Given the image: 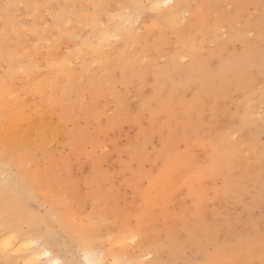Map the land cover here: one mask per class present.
Here are the masks:
<instances>
[{
    "label": "rangeland",
    "instance_id": "rangeland-1",
    "mask_svg": "<svg viewBox=\"0 0 264 264\" xmlns=\"http://www.w3.org/2000/svg\"><path fill=\"white\" fill-rule=\"evenodd\" d=\"M8 1H10V2H8ZM12 1L15 3L16 6L14 5V3H11ZM87 1L88 0H16V1L15 0H0V29H1L0 30V39L1 40L0 41H3V42H0V46H1L0 50L4 48L3 50L5 52L4 53L3 51H0V53H1L0 54V62H1L0 63L1 64L0 67L2 66V68L0 69V80H4L5 82L8 83V80H7L8 77H7V74H5V72L7 70H6V67H5V63H3L6 60L5 59L6 55L8 53H12V54L19 53V56L24 54V55H26V57L24 59H23L24 55H22L20 58H18V60L16 59L17 61L15 60L14 63H15V66L17 68L16 72H19V73H16L17 75L16 74L15 75L17 76V79L19 78L20 81L22 80L20 83H19V79L16 80L18 83L15 81L16 82L15 84H17L16 88L20 89V86H22L23 84H24L23 86H25L26 83L28 82L27 79H30V76H26L25 74H22V72H21L22 71V66L26 65V62L29 61L28 59L32 58L30 56V54H33V53L37 52V55L36 56L34 55L33 58L30 59V62H28V64H27L29 66H31V64H33L31 67H29V69L31 68L30 69L31 77H32L31 79L35 80V78L37 77L36 80H40V79L47 80L48 78H49L48 80H50V77H51L52 80L54 81V78H53L54 77V72L51 71V69L49 68V64L44 60L45 52L48 51L49 47L51 48L52 45H54V44L55 45L53 46V48H54L53 50L55 52L54 51L53 52L57 56H62V55L63 56H67V59H68L67 60V64L70 63V65H68V66L66 65V68L69 69L71 67L70 69H73V72L75 73V78H74V83H73L74 86L71 85L70 86V87H72L71 89H69L70 87L69 88L67 87L65 89V87H63L61 85H58V84L55 85V87H58V88H55L56 89L55 90V94H56L55 97L56 98H57V94L59 93L60 88L62 87L61 90L63 88L65 89V90L63 89L62 92L60 91V93L58 94L57 100H56L55 97L54 98H55L56 101H58V106L57 107H59V109H61L62 113L65 115V121L67 119L69 121V122L67 121L68 123L64 122V125H63L65 130L68 131V134H67V136L59 138L58 143L55 146H53V151H51V153H52L51 156L49 155L48 157H44L41 160L40 170L44 171V172H43V174L41 172L37 173V174H34L35 175L33 177V181H35V182H33V183H35L34 185L35 186L37 185L36 187L39 186L38 189L40 190V192L43 191V193H44V191L46 190L45 194L48 193L50 195H53L56 192V189H57V187L54 186L55 183H54V180L51 177L53 171H55L59 167L63 166L64 164L67 165L69 171L71 169V171H70L71 172V178H72L73 181L74 180L77 181V182L74 183L75 192L73 194H67L65 192L67 189H65V188H62L63 191H61V192L63 193L62 194L64 196L63 198H65V197L66 198H71L70 200H72L75 205H73V203H70V205L72 206V207L70 206L71 207L70 212L71 213L73 212L72 213L73 217L70 214V212H69V214H70V216L72 218H69L70 216H69L68 213L66 215L69 216L68 217L69 218L68 222L71 223V225L73 227H77V228L87 227L88 224L90 223L92 226H97L99 228L100 231H99L98 235H99V238L102 239L101 240L102 244L100 245L102 248L99 247V246H98L99 248L98 247H94L95 250L93 249L94 251H92V256H94L93 258H95V259H97L98 256L100 258L101 251L103 253H105V251H103V250H106V248H108V245L111 243V241L114 238L117 237V235L119 234V232H120V230H121V228L123 226H126L129 229H132L133 226H134L133 229H135V228L138 229V227L141 226L140 229H142V230L144 229L143 230L144 232H142V233H143V238L146 237V238H144L145 240L136 238L138 241H136V239H134L135 241L134 240L131 241L133 244L132 243H125L124 245H126V246H124V245L123 246L122 245L115 246V250H118V249L121 250L122 249L123 251H126L128 257H130L133 260V262H134L133 264H138V262H140L141 260L142 261L144 260L143 261L144 263L142 262V264H145V262L148 263V264H149V262H150V264H157L158 259H159L158 262L161 263V261H162V264H171V263L172 264H186V263L187 264H205V259H206L205 257H208V256L212 255V253L214 251L213 249L215 248V246H217L219 248H222L224 245H229V244H231L233 242V241H231V238H233V237L236 238V240H237L236 242H238L241 245L240 254H238V256H237L238 258L237 259H232L231 260L230 259V253L227 250L222 252L221 264H264V190H262V186L264 185V165H262V164H264V43H263L264 42V13H263V11H264V8H263L264 7V0H187V1L186 0H183V1L182 0H177V1L175 0L176 2H174V0H173V2L172 3L170 2L168 4V6H166V7L161 5V4L158 5V7L160 9H164V8L168 7L167 9H165L167 11L160 10L159 8L156 9V7H157L156 1L158 2L159 0H156V1L148 0V2L150 1V3H148L149 5L146 4L147 1H145V0H102V2H101V0H92V1L89 0L88 2ZM129 1H131V2H129ZM132 1H133V3H132ZM138 1H140L141 3L142 2H144V3L141 4ZM129 3H131V4H129ZM151 3H154V7L152 6L153 4L151 5V7H149ZM180 3H182V4H180ZM135 4H138V5L140 4V5L138 6V5H135ZM13 5H14V7H13ZM98 5H100V7ZM170 5H172L173 7L170 6ZM102 6H105V7H102ZM146 6L149 7V8H147L145 10ZM162 6H163V8H162ZM70 7H72V8H70ZM131 7H132V9H131ZM171 7L173 8V10L175 9L176 12L177 11H179V12L176 13L173 10H171V12H170L169 10L171 9ZM176 7L177 8L179 7L181 9L178 8L176 10ZM136 8L137 9L141 8V9L140 10L139 9L136 10ZM64 9H65V11H64ZM148 9L149 10L153 9V10L149 11ZM34 10H36V11H34ZM157 10L159 11V13H158ZM203 10L205 11L206 15L203 13ZM7 12H8V14H7ZM30 12H32V14ZM155 12L158 13V14H156ZM172 12H174V14L176 13L175 14L176 15L175 18L177 17L178 20L177 19L174 20V18H171V17H174V14ZM77 13H80L82 15L77 14ZM167 13H169V14L172 13V14L169 16ZM29 14H31V15L29 16ZM116 14H117V16H116ZM236 14H238V15H236ZM76 15H77V17H76ZM78 15H79V17H78ZM83 15H84V18H83ZM113 15H115V18H114ZM119 15L123 19H120ZM52 16H53V18H51ZM69 16H70V18H67ZM71 16H73V17H71ZM124 16H127V17L128 16H130V17L132 16V18H130V17L129 18L131 19L130 23L134 19L133 23L130 24L128 22L129 20L126 21V22H128V24L125 23L124 21L126 20V17L124 19ZM195 16H197V17L200 16V18H197ZM111 17H112V20H111ZM86 18L88 20H86ZM162 18H163L164 21L162 20ZM168 18H169V22L167 21ZM170 18H171L172 22L170 21ZM67 19H70V20L66 24ZM100 19H102V20H100ZM79 20H80V23H79ZM119 20H123V21L119 22ZM93 21H95V22H93ZM98 21L101 22L102 26H101V24H99L100 22H98ZM11 22H13V23L11 24ZM115 22H117V23H115ZM6 23H8V24L6 25ZM14 23H15V25H14ZM19 23L22 25V27H20ZM45 23L47 24L46 26H44ZM78 23H79V25H78ZM92 23H97V24L94 25ZM107 23H108V25H107ZM87 24H89V25H87ZM116 24L118 25V26H116L117 28L120 27V28H118V31H120V29H122L123 27L126 28L129 24L130 25H129V27L126 28L127 30L123 28L125 31L122 29L123 31L121 30V34H120V32H118L117 28L114 26ZM121 24H123V25H121ZM170 24L172 25V27L173 26H175V27H173L171 29V25ZM215 24L219 25V27L216 26ZM11 25H13L15 27H13ZM48 25H49V27L51 25L50 29L52 31L47 28ZM90 25H92V26H90ZM157 25H159V26H157ZM54 26L56 27V29H55ZM151 26H152V28H151ZM154 26L157 27V28H155ZM169 26H170V28H169ZM215 26H216L217 29L215 28ZM6 27L8 29H4ZM57 27H59V28H57ZM84 27H85V29L82 32L81 29H83ZM153 27H154V29H153ZM188 27L189 28L191 27V28L189 29ZM42 28L45 31H43ZM111 28H113L112 30H114L116 28V30L112 31ZM128 28H131V29L129 30ZM186 28L188 30H184ZM213 28H215V29H213ZM209 29H211V30H209ZM6 30H8V31H6ZM49 30H50V34L51 35L48 34ZM79 30H80V32L78 33ZM103 30H108L109 34L111 36L109 37L110 39L108 38L109 43L108 42L107 43L106 42H102L100 44L101 45L100 54H101V56L104 59L106 58V60L109 61L108 72L110 74L111 80L113 81L112 88H113L114 93L119 98L123 97L122 94H124L125 96L127 95V97L128 96L130 97V98H127V100H128L127 102L128 103L130 102L129 103L130 107L127 106L128 109L130 108L129 112L134 113L135 111H137V109H138L137 106L139 105V101H140V96H135L134 90L137 89V87H141L140 89H142L143 91L140 90L141 93H142L140 95L148 97L152 93L150 90L155 88V86H154L155 83L153 81L154 74L152 72H154V70L155 71L164 70L167 67L166 71L169 72V74L174 73V72L177 73V74H173L175 76L172 75L173 77H172L171 80H172L173 84L169 83L170 84L169 85L167 83V85L164 86L163 90L165 91V89H166L169 92V90H171V88H173V85H174V86L178 87L177 89H180L179 90L180 92L177 91V90L174 91V92H176L174 94V97L175 98L178 97V98H176L177 100H181L182 99L181 102H191V101L197 99L198 100L197 103H199V104H197V107H198L197 110H199V107H200L199 111H201V112L202 111H206V112H202V113H204V115H202V113L200 112L201 115H202V116L200 115V118H199L200 122H202V124H205L212 133L214 131H215V133H216V131H218L216 133V135H220L221 137H223L225 139V141L229 145H233L235 150H236V156H235L234 163H233V171H234V174L236 175V177L240 178L241 182L244 184L245 192H244V194L242 196H240L237 199L231 197V199L226 204V207L227 208H230L232 206L233 207H232V209L230 208L228 210V212H227V208L226 207L223 208L226 211V213L225 212L224 213H225L226 219H227L226 222H228V223H226L224 221V219L222 220V219H220L217 216H216V218H214L213 216L210 217L208 215L209 216V221L212 222L215 227L217 226V229H219L218 235L219 234L220 235L216 237V240H215V243H214L215 246L214 245H212V246L208 245L207 247H205L206 251H201V252L194 251V252H192V250H194L193 247L191 245L189 246V244L188 245L186 244L185 245L186 249L184 247L182 250H180L181 253L179 252V254L183 253L184 256L178 254L180 256L178 258L177 257L178 255L176 253H174V250L173 251L170 250L169 252L167 251L168 252L167 253L165 250L167 248H170V241H169V239H167L165 237V234L163 233V231L165 230L166 226H168L167 228L172 226L171 222H169L168 220L166 221V219H164V220H162L164 223H162V222L160 223V220L163 219V218L161 216L160 217L158 216V215H161L160 211H158V210H155V211L156 212L158 211L159 213L158 212L156 213L155 211H154L155 212L154 213V212L151 211L152 212V213L150 212L151 216H148V217H145V218L140 217L142 210L139 207V203L137 205V202L135 201V200L139 201V199L137 198V196L134 195L132 186H130L131 185V176H132L133 172L137 169V165L135 163L130 162L128 160V157L127 158L124 157V156H126V153H125L124 149H126L128 144L131 141H133V139L135 137V131L136 130L135 131H133V130L136 128V126L130 124L129 122H126V123H129V124L127 125L126 123H123L122 124L123 126L120 125L121 127H119V128H117V127L116 128H110V130L104 132V134L107 135V136H105L103 133H98L97 132V130H98L97 126L98 127H103L104 125H106L107 119L111 117L110 113L112 114L113 113V109H114V105L112 104V101L109 102V100H106V99H103V98H100L98 100V103H97L99 111L100 112L102 111L101 112V116L98 117L99 120L97 118L94 119L97 122L92 120V119H89L88 116H86V115H84V113H82L83 110L87 107V105L89 106V104H90V98H89L90 94L89 93H85L86 90L84 89V87H85L84 85H86L88 83V81H89L88 79H93V77H94L93 80H97L100 77L99 75H97V74H99L98 71L92 72V71H95L96 69L98 70L99 68L93 67L94 65H96V64H93V63H96L98 60L95 61V59H93V57L91 56V53L89 52L90 51L89 47L91 46V44H93L92 46H94L95 43L96 44L98 43L97 41H98L99 32H101ZM145 30L147 32H145ZM182 30L185 31V32H182ZM197 30H200V32L197 31ZM26 31H27V33H26ZM71 31H73L74 34L77 32V34L81 35L82 37L79 36V35H76V34L75 35L74 34L71 35V33H70ZM90 31H93V32L91 33ZM186 31H188L189 33L186 32ZM210 31H212V32H210ZM63 32H64V34H63ZM115 32L116 33L118 32L117 35H120V37L113 35ZM124 32L126 33V35H125ZM128 32H131V33H128ZM161 32H163L165 35L163 33H161ZM236 32L239 33V34L237 35ZM23 33H25L26 35H24ZM65 33H66V35H65ZM134 33L136 35H134ZM154 33H156V34H154ZM187 33H188V35H187ZM60 34H62V35H60ZM87 34H89V35H87ZM94 34H96V35H94ZM122 34H124L125 41H124V38L121 39L122 36H123ZM127 34L131 38L128 37ZM12 35H14L15 37H12ZM29 35H30V38H29ZM149 35H150V37H147V39H146L145 37L149 36ZM151 35H154V37L151 36ZM174 35H176V36L174 37ZM42 36L45 39H43ZM47 36H49V37H47ZM50 36H53V37H51V39H50ZM65 36H67V37L65 38ZM93 36H96V42H95V38ZM112 36H114V41L116 40L115 42L113 41V38L111 40ZM158 36H160V37L161 36L162 37L166 36V37L165 38L161 37L162 38L161 39V38H158ZM186 36L188 38H191V39L193 37V40H191V43L194 41V37H195L196 41H194V43L191 44L190 43V39L187 40ZM10 37H12V38H10ZM25 37H27V38H25ZM40 37L43 40L38 41L37 38H40ZM55 37H57L58 41H57V39H55ZM87 37L90 40H88ZM155 37H157V39ZM172 37H173V39H171ZM200 37L203 38V40ZM233 37H235V38H233ZM5 38H7V40L9 42L7 40H5ZM75 38H78V39L82 38V39L78 41ZM83 38H84V40L86 39L85 41H87V45L83 44V41H84ZM115 38H118V39H115ZM127 38L130 41L126 40ZM134 38L135 39L137 38L139 40V42H141V40L143 38H145L146 41L149 40V39L150 40L146 42L145 39H143L146 43L145 42L143 43V40H142L141 45H139L140 43L138 42V40L136 42V40ZM174 38H177L176 39L177 43H176V40ZM260 38H261L262 41L261 40L259 41ZM119 39L123 43L121 41H119ZM197 39H198V42H197ZM215 39H217L216 43H217L219 48L217 47V45L215 43ZM22 40L25 41V42H23ZM55 40H56V42H58V44L54 43ZM152 40H155V41H152ZM160 40L164 44L165 43L167 44V42H168V44L164 45L163 43L160 42ZM199 40L200 41L202 40V42H203L202 44L203 45L201 44V42ZM239 40H242L243 42L239 41ZM151 41L153 43H151ZM174 41H175L176 45L173 43ZM46 42H47V44H46ZM110 42H111V44H110ZM116 42L117 43L119 42V43L117 44ZM179 42L185 43L186 46H184V44H182L184 47L182 45L180 46L181 43H179ZM11 43H12V45H10V48H7V47H9V44H11ZM42 43H43V45L46 44L47 46L46 45H44V46L42 45L43 48L40 49L41 47H38V46L39 45L41 46ZM71 43H73V44H71ZM74 43L75 44L81 43L82 46L80 44H78V45L81 46V47L80 46L78 47V45H75ZM104 43H106V45H104ZM124 43L127 45V47H125ZM172 43H173V45H172ZM196 43L199 44L197 47L195 46ZM31 44L33 46L29 47ZM59 44H60V46H58ZM109 44H110V46L112 44H114L116 46V48L113 45H112V47H110ZM145 44H146V47H145ZM156 44H158V46H159V47L157 46V49H156ZM83 45H85L86 47L83 46ZM149 45H150V47H148ZM2 46H4V47L2 48ZM22 46H23V51H22V48H21ZM57 46H58V48H57ZM61 46H62L63 49L61 48ZM103 46L107 47L108 49L111 48V49H109V51H111V53H109V51H107L108 49L106 50V48L103 47ZM190 46H191V48H194V47L199 48L200 51L202 50L201 53H200V51H198L199 49L195 50L196 49L195 48V49H193V51L195 50L196 54L193 55L195 52L193 53V51H191L190 49L188 50V48H190ZM121 47H122V49H121ZM152 47L153 48L155 47L154 49H156V51L159 50L158 55L159 54L160 55L163 54V56H165L167 59L163 58V56H160V55L158 57V55L154 52ZM25 48L27 50L28 49H30V50L27 51ZM78 48H79V50H78ZM103 48L106 51H104ZM75 49H76V51H75ZM115 49H119V50H115ZM165 49H167L168 51H166ZM178 49H180V50H178ZM223 49L225 51H223ZM17 50H18V52H17ZM144 50H149V51H145V52H148L149 54L150 53L151 54L150 55H148L147 53L141 54V52H143ZM160 50H161V52H160ZM163 50H164V53H163ZM80 51L82 53L84 52V54L86 53V55L88 53L90 55L84 56L82 53H80ZM128 51H129L130 54L127 53ZM117 52H119V54ZM120 52H122L124 54L121 53V55H120ZM181 52H183V53H181ZM185 52H187V53L190 52V53L187 54ZM197 52H199V53H197ZM77 53H80V54L78 55ZM107 53H109L108 59H107V56H106V55H108ZM114 53L115 54L117 53L116 55H118V56H115ZM152 53H154V54H152ZM230 53H232V54H230ZM111 54H113V55H111ZM131 54H132V57H130ZM181 54L182 55L184 54V55L182 56ZM122 55L127 57V58L123 57ZM151 55L152 56L155 55V57L153 58ZM178 55H179V57H176ZM76 56L77 57L80 56V57H78L79 60H77V62H75V60L77 59ZM73 57H74V59H73ZM109 57H111V58H109ZM112 57H113V59H112ZM114 58L116 60L118 58V60L113 62ZM149 58H151V59H149ZM176 58H179V59H176ZM244 58L247 59L246 62H244L242 60ZM25 59L27 61H25ZM70 59L71 60L73 59V60L70 61ZM126 59L128 61L130 60L131 62H133L132 64H134V61H135V64H134L135 67H136L137 63L140 64L138 66H143L144 65L146 67V69H147V74L148 75L146 74V76L141 77V78L137 77L138 81L134 80V79H136V78H134L130 82V84H128V85H124V84L121 85L120 75H122V73H119V72H123L124 71L122 69H124V62H125ZM146 59L147 60L149 59V60L147 61ZM157 59L159 61H161V62H159ZM161 59L163 60V62H162ZM173 59H176V61L175 60L173 61ZM196 59L197 60L199 59V60L197 61ZM32 60H34V61L32 62ZM119 60H121L122 63L119 62ZM191 60H192V62H191ZM18 61H20V62H18ZM21 61H22V63H21ZM87 61H89V62H87ZM34 62L35 63L37 62V63L35 64ZM154 62L155 63L157 62V63L155 64ZM195 62L199 63V65H201V66H199V65L196 66ZM46 63H47V65H46ZM71 63H73V64H71ZM112 63H114V64H112ZM170 63H172V65H174V68L176 70H173L174 68H173V66L170 65ZM186 63L189 64V66H187ZM193 63H194V66L197 67V70H195L196 67L193 66ZM84 64H85V66H84ZM177 64H178V66H177ZM17 65H18V67H17ZM147 65H148V68H147ZM168 65H170V66H168ZM202 65L206 66V68H204ZM82 66H84V67L82 68ZM179 66H181V67H179ZM192 66L194 67V70L191 69ZM72 67H74V68H72ZM96 67H100V62L99 61L97 62V66ZM169 67H172L171 68L172 70H169ZM202 67L204 68V70H203ZM36 68H39V69H36ZM150 68L153 69V70L150 71ZM217 68H218V70H217ZM41 69L43 71H40ZM177 69H178V72H177ZM221 69L223 70V72H222ZM244 69H245V71H244ZM79 70H80V73H79ZM89 70L91 72V75H89L87 73V71L89 72ZM180 70L183 71V72H181ZM214 70H216V71L214 72ZM252 70H254V71H252ZM34 71L37 72V73H35ZM38 71H39V73H38ZM44 71H45V73H47L49 71V73L43 75ZM179 71H180V73H179ZM195 71H197V72H195ZM249 71H252V72H249ZM77 72L80 75L82 73L81 76L84 77V80H82L83 79L82 77L78 76L79 74ZM245 72L250 73V76H249V74L246 75L247 73H245ZM92 73H94L95 75L94 74L92 75ZM188 73L190 74L189 75L190 77L188 76ZM209 73H210V76H209ZM230 73H233L231 75V76H233V78H229L230 80H228V77H231ZM50 74H51V76H50ZM85 74L88 75V76H86ZM150 74H151L150 77H152L153 79H151L149 77ZM226 74H228V75H226ZM237 74H240L239 77H238ZM46 75H48L49 77H47ZM42 76H44L45 78L42 77ZM96 76H97V79H96ZM193 76H194V78H192ZM214 76H215V78H214ZM146 77L147 78L149 77L150 79L149 78L147 79ZM201 77H204V78H202V80H205L203 82H206V80L208 81L207 83H204L205 85H203V86H202L203 83L200 84L201 86L198 83V80ZM247 77H249V78H247ZM24 79H26V81H23ZM196 79H197V81H196ZM190 80H192L191 82H193V83L195 82V83L194 84L192 83L193 85H191ZM202 80L200 79L201 82H202ZM212 80H214V82ZM139 81H141V82H139ZM181 81H187L186 85H188V86L183 87L182 86L183 83ZM209 81H210V83H209ZM136 82H139V83H136ZM134 83H136V84L134 85ZM197 83H198V85L196 86ZM139 84H142V86L145 84L144 88L141 85L139 86ZM210 84H211V86H210ZM75 85L79 86V91L81 93L80 95H79V92H78V88ZM120 86H121L122 89L120 88ZM150 86H151V88H149ZM213 86H214V88H213ZM75 87H76V89H75ZM189 87L191 89H189ZM215 87H218V88H216L217 91H216ZM235 87H237L239 89H237V88L235 89ZM82 88H83V91H81ZM146 88L148 90H146ZM187 88H188V90L186 91ZM220 88L223 89V90H220ZM229 88H230V90H232V92L231 91L229 92ZM118 89L121 90V91H119ZM202 89H204V90H202ZM213 89H215V90L212 91ZM106 90H105V92H106ZM122 90H124V92ZM128 90H131V91L129 92ZM117 91H119L120 93H117ZM167 91H165L164 94H167L166 93ZM182 91L183 92L186 91L187 94H186V92H184L186 94L184 96V93ZM191 91H195V92L193 93ZM208 91L212 92V94L211 95L209 94V96L206 95L207 93H209ZM125 92H126V94H125ZM143 92H144V94H143ZM188 92L193 93V94H190ZM219 92H221V93H219ZM178 93L180 94V96H179ZM196 93H198V94H196ZM203 93H205V94H203ZM218 93H219V96H218ZM83 94H84V96H83ZM220 94L222 96L224 94H226V95L224 97H220ZM262 94H263V96H262ZM64 95L67 96L68 98L66 99V97H64ZM191 95H193V96H191ZM195 95H196V97L194 98ZM249 95H252V97L249 98ZM59 96L63 97L64 100L59 101V98L63 99V98H61ZM134 96L136 97V99H135ZM210 96H211V98H210ZM258 96H260V97L262 96L261 99ZM35 97H34L35 99H39L38 95H35ZM70 97H72V102L70 101L71 100ZM243 97H246V98L244 99ZM34 98H32V100ZM133 98L135 99V101L138 98L139 99L137 100V102H135ZM203 98H206V101ZM213 98H214L215 101L213 100ZM221 98H223V99H221ZM224 98H225V100H224ZM256 98H259V99H257V101H255ZM211 99L214 101L212 105H211V103H212ZM250 99H252V100L250 101ZM209 100H211L210 101L211 103H209ZM227 100H229V103L228 102L225 103V101H227ZM35 101L37 102L38 100H35ZM63 101H64L65 104L63 103ZM99 101H101V103H99ZM220 101H221V103H220ZM245 101H247V104L245 103ZM67 102H68V104H67ZM81 102H83V103H81ZM134 102L136 103V104H134L136 106L133 105ZM206 102L208 103L209 107L206 106L207 105ZM202 103H203V105H202ZM76 104H78V105H76ZM109 104H110V106H108ZM225 105H226V108H224ZM249 106L252 107V108L250 107L252 110L249 108ZM66 107H68L67 111H66ZM71 107H72V109H71ZM73 107H75V108H73ZM106 107L109 108V110H110V108L112 110H110V112L107 113L109 110L106 109ZM175 107H177V108H175ZM180 107H181L180 105H176V106H174V109H176V111H177V110H179ZM242 107H243L244 110L242 109ZM245 107H246V109H245ZM247 107L249 109V111H248L249 115H248V112H247ZM206 108H207V110H205ZM215 109H217V111ZM220 109L222 111H220ZM235 110H236L237 113L235 112ZM250 110H251V112H250ZM207 111H209L210 113L207 112ZM218 111L221 112V116L218 115L220 113V112L218 113ZM232 111H233V113H232ZM255 111H256V113H255ZM214 112H215V114H214ZM205 113L206 114L207 113L210 114L208 116L209 117V122L206 121V119L208 120V118L206 117L208 114L206 115ZM226 113H227V115H226ZM244 113H246V115H244ZM251 113H253V114L251 115ZM70 114H71L72 117L70 116ZM79 115H80V117H79ZM147 115H148L147 112H143L142 115H141L142 118H139V120H141V121L138 120V125L142 126V127H139V126L138 127L143 129V130H148V127H149L148 126V124H149V118L148 117L149 116L147 117ZM106 116H107V119H106ZM203 116H205V117H203ZM215 116H218V118L220 117L219 118L220 121H218L219 120L218 118H213ZM230 116H231V118H230ZM251 117L253 118V120L254 119L255 120L253 121ZM75 118L77 120H75ZM86 118H88V119H86ZM163 118H164V121H165V116H163V114H161L155 119V121L158 119L160 121V123H161L163 121L162 120ZM210 118L211 119H217L218 122H216L215 120L212 121ZM235 118H237V120H235ZM79 119H80L81 122L79 121ZM257 119H259V121L261 120L262 122L261 121L260 122L262 124ZM144 120H145V122H144ZM158 120L156 121L157 123H159ZM204 120L207 123H205ZM70 121H72V122H70ZM77 121L80 122V126H82V124H83V126H82L83 129H81V127L78 125L79 123ZM90 121H91V123H90ZM238 121H240V122H238ZM256 121H257L258 124L255 123ZM99 122H100V124H99ZM156 122H154L155 125L157 124ZM176 122H175V120L172 121L173 124H176ZM213 122H215V124ZM253 122H254V124H256L255 125L256 127L253 126L254 125V124H252ZM71 123H72V125H71ZM210 123H213L214 125L213 124L211 125ZM85 124H87V125L84 126ZM101 124H102V126H101ZM124 124H126V125H124ZM143 124H145V126ZM71 126L74 127L75 129L78 128V130L76 131L75 129H72ZM76 126H77V128H76ZM250 126H253L255 128H250ZM244 127L246 129L243 131ZM222 128H223L224 131H227V132H225V134H224L223 130L221 132L219 131ZM247 129H249L252 133H249ZM238 131H240V132H238ZM133 132H134V134H133ZM245 132H246V134H245ZM93 133L96 134V139L95 140H94L95 134H93ZM112 133H113V135H112ZM88 134H89V136H87ZM75 135H77V137H80L79 140L77 139L78 141L76 140L77 142L75 141L76 143L73 141V138L75 137ZM101 135H104V137L101 136ZM240 135H242V136H240ZM92 136H93V138H92ZM152 136H150V140L152 139L151 138ZM237 136L239 137V139L237 138ZM97 137H98V139H97ZM107 137H108V139H107ZM109 137L110 138L112 137V138L109 139ZM154 138L157 141L158 140L160 141V138H158L157 134L156 135L154 134V137L151 140V143H149L147 145V148H146V152L148 154L152 153L151 149H156V147H157V150H159V148H160V146L158 147V145H161V143L156 141L157 143L155 142V144H154V141H155ZM99 139H100V141H99ZM106 139L107 140H111V141L113 140V142H114V140H115V142L117 141L116 143H114V144L112 143V144L113 145H117V146L119 145V146L117 147V146L111 145V143H109L110 141L108 142ZM232 139L233 140L235 139L237 141L233 142ZM240 139L243 142L240 141ZM92 140H94L95 142L92 141ZM101 140H102V142H101ZM244 140L246 141V143H245ZM63 141L65 143L68 142L67 145L69 144L68 145L69 147L66 144H64ZM104 142H105V144H104ZM61 143L63 144V146H62ZM92 143H94V144H92ZM100 144L104 145V148ZM244 145H247V146H244ZM60 146H61V149H60ZM75 146L77 148H75ZM123 146H126V147H123ZM241 146H242V148H241ZM253 146H257V147H253ZM79 147L81 148V150H80ZM55 148H56V150H55ZM105 148H106V150H105ZM182 148H183V146L181 145V149ZM256 148H257V151H256ZM100 149H102L104 151H102ZM93 150H94V153L96 155H94ZM253 150H255L256 153H254ZM98 151H99V153H98ZM153 151H155V150H153ZM198 151L201 152V153L198 152L199 156L197 155V157L202 159L203 156H201V155H203V153L200 150H198ZM253 154H255V155H253ZM55 157H57V158H55ZM69 157H73V158H69ZM258 157H259V159H258ZM61 158H62V161H61ZM85 158H86V160H84ZM92 158H96V159H92ZM102 158L105 161H102ZM122 158H125V160L122 159ZM260 158H262V159H260ZM80 159H83V160L81 161ZM88 159L90 160V163L92 161L91 165H90V163L88 164V162H87ZM99 160H101V161H99ZM107 160L109 161V163H108ZM252 160H253L254 163H252ZM95 161H99V163H98L99 168L102 165L101 170H102L103 167H108L107 165L111 164L110 165L111 167L110 166H109L110 168L108 167L109 169L104 168L106 172L108 171V173H106V174L109 176V179L107 180L108 184L106 182V183H104L103 186L107 187L109 185L107 188L110 187L111 192L116 190L117 193H112V196L116 199L117 205L119 206V209H117L118 208L117 205H116V207H117L116 209H115V206L114 207L108 206L107 207L108 210H107L106 207L103 208V206L101 208H97V209L93 208V201H92L91 194H90L91 192L88 193V194L86 193L87 191L89 192L90 189L86 185L85 180L90 178L89 175H90L91 170H92L91 168L93 167V162H95ZM84 162L86 163L85 165L87 167L89 166L91 170L89 169V167L86 169V166L84 165ZM246 162H247V164L249 162L250 165L249 164L246 165ZM103 163H105V164L103 165ZM127 163H129V164L127 165ZM237 163H240V164H237ZM145 164L146 165H150L151 167L155 166V165L149 164L148 162H145V163L141 164V169L142 170L145 168L144 167V166H146ZM243 164H245L246 166H244ZM253 164H256L255 168L250 167ZM1 165H4V164H1ZM113 166L116 167V168H113ZM129 166H131V167H129ZM159 166L160 165L158 164V167L150 169L151 172L155 173L157 171L156 168H159ZM2 167H0L1 168L0 170L2 171V172L0 171V173H1L0 174V183H2V185L0 184V187L1 186H5L8 183L9 174H13V175L15 174V168L14 167L6 168V167H8V166H6L5 168L3 167L4 169H2ZM29 167L33 168L31 163L28 164L27 168L30 169ZM148 167L149 166H147L146 170L144 169L143 171L150 172V171H148L149 170ZM78 168H79V170H78ZM126 168H128V171L126 170ZM130 168H132V169L130 170ZM242 168H245V170H243ZM251 168H252L253 172H249V171H251ZM5 169H7V170H5ZM109 170H111V171L113 170V171L109 172ZM123 170H125V172ZM128 172H130L131 174L128 173ZM125 173H127V174H125ZM82 174H84V175H82ZM241 174H243L244 177H243V175L241 176ZM41 175H42V178H41ZM75 175H76V177H75ZM112 175H114V176H112ZM47 176H48V178H47ZM72 176H74L75 179ZM110 177H112V178H110ZM128 178L130 180H128ZM5 179L7 180V182H6ZM38 179H39V181H38ZM111 180H113V181H111ZM125 180H127L128 182L125 183L126 182ZM40 181H42L43 183L42 182L40 183ZM140 182H139V186L141 188L142 187L146 188V181L144 180L142 183H140ZM218 182H220V179L216 183H218ZM79 183H81V184H79ZM249 185H251L250 186L251 188L248 187ZM116 186H118V187H116ZM42 187H44V188L42 189ZM119 187H121V188H119ZM124 187H125V189H124ZM144 188H142V189H144ZM84 189L85 190L89 189V190L85 191ZM121 189H122V192L120 191ZM247 189H249V190H247ZM118 191H119V193H118ZM124 192H126V193H124ZM76 193L78 194V196L75 197V195H77ZM65 194H66V196H65ZM81 194H83V195L85 194L84 196L87 195L86 198L85 197H81ZM41 195L42 196H40L39 198L33 199L32 201H29V203H28V207H29L30 211L32 213H34V215L37 218L45 217V215H46V213H47V211H48V209L50 207L49 202L43 198L44 195L43 194H41ZM243 198H244V200H243ZM82 199H84V201L81 202ZM178 199H180V197ZM129 202H132V203H129ZM84 203H85V206L83 207ZM231 203H233V204H231ZM80 204H83V205L81 206ZM120 204L121 205L123 204V206L121 207ZM228 204H229L230 207L228 206ZM124 205H126V206H124ZM215 205L217 207L219 206L218 204H215ZM123 207H126V208H123ZM137 207H139L138 208L139 210L134 209V208H137ZM215 207H214V211H215ZM82 208H83V210H81ZM217 209H216V211H217ZM223 209L220 208V209H218V211L219 212H220V210L224 211ZM88 210H89V212H88ZM130 210H131V212H130ZM175 210H177V208ZM82 212H83L84 215H82ZM229 214H231L230 218H229ZM156 215H157V219H156ZM81 216H82V220H81ZM94 217H96V218H94ZM158 217H159L160 220L158 219ZM212 217L214 219H212ZM79 218H80V220H79ZM92 218H94V219H92ZM133 218H135V219H133ZM147 218H148V220H147ZM149 218H151L153 220L152 223H151V221H149V220H151ZM70 219H73V220L71 221ZM154 219L157 220V221H155ZM210 219H212V220H210ZM2 220H4V219L2 217H0V224H3V225L0 226V229H2V231H3L2 233L14 232V234L17 236L16 233L19 232L18 236H17V239L24 238V239H27L28 241H29V239L31 241H35L33 243L35 247H33V245H31L32 248H34V249L40 250L44 246L43 248H45L46 250L49 249L48 250L49 253L51 254V252H52V254H53L51 256L55 257V259L57 258L58 261L60 262V264H85L83 262L84 261V259H83V250L80 249L78 247V245L74 241H71V240L67 239L66 237H64L63 235H61V233L58 230V227L56 225L49 226L47 228L48 232H45V228L42 227V226H39V227H36V228H33V227L29 228L27 225H19L17 227H13L11 225L9 226L8 223H4ZM83 220H85V221H83ZM79 221H81V222H79ZM72 222H73V224H72ZM83 222L86 223V224H84ZM136 222H138V223H136ZM145 222L146 223L148 222V223L146 224ZM157 222H159V223H157ZM214 222H216V223H214ZM155 225H157V227L154 228ZM161 228H163L164 230L161 229ZM142 230H140V231H142ZM28 232H30V233H28ZM162 235L164 237H162ZM28 237H31V238H28ZM110 238L112 240L109 242ZM151 238H154V239H151ZM151 240L155 241L157 243H160L161 246H162L161 250L157 254H155V256H154V251H152V255H150L151 254V249H149L148 245H147L148 243H150ZM105 241L109 242V244H107V243L105 244ZM145 241H146V243H145ZM242 241H244V242H242ZM134 242H137V243L135 244ZM167 243H168V246H167ZM136 247H137V250L135 249ZM165 247H167V248L165 249ZM189 247L192 248V249H190ZM43 248L41 250H43ZM27 251L28 250H22L16 256L15 255H11V256H8V257H4L3 256L4 259L2 258L1 254H0V257H1L0 258V264H39L40 262H41L40 264H42V263L45 264L47 262V259H45L43 257H41L42 260L40 259V261L38 263H36V262L35 263H32V262L30 263L28 261L25 262V255L28 253ZM129 251H131V252H129ZM22 252H24V253L21 255ZM99 252H100V254H99ZM163 252H165L166 254H163ZM171 252L174 253V254L170 255V254H172ZM140 253H141V255H140ZM207 253H211V254L207 255ZM160 254H162V255H160ZM201 254H205V255L202 256ZM12 256H13V258H12ZM139 256L141 257V259H140V261L139 260L137 261V259L140 258ZM165 256H166V258H169L168 261L170 263L167 261ZM190 256H192V257L190 258ZM14 257H16V258H14ZM161 257H163V258H161ZM176 257L178 259H175ZM202 257H204V259ZM19 258H20V260H19ZM21 258H23V260ZM59 258H60V260L61 259L63 260L62 263L59 260ZM142 258H144V259H142ZM160 258H161V260H160ZM149 259H151L152 262H151V260L149 261ZM146 260H148V261H146ZM107 262L109 263L110 261L109 260L104 261L105 264H107ZM109 264H111V263H109Z\"/></svg>",
    "mask_w": 264,
    "mask_h": 264
},
{
    "label": "bare ground",
    "instance_id": "bare-ground-1",
    "mask_svg": "<svg viewBox=\"0 0 264 264\" xmlns=\"http://www.w3.org/2000/svg\"><path fill=\"white\" fill-rule=\"evenodd\" d=\"M16 1V0H15ZM89 1V0H88ZM87 1V2H88ZM92 1V0H91ZM145 1H147V3L146 4H148V3H150V1L148 2V0H145ZM153 1H156V0H153ZM177 1V0H176ZM175 0H174V2H176ZM183 1V0H182ZM187 1V0H186ZM8 2H10V1H8ZM98 2V1H97ZM101 2H102V0H101ZM129 2H131V1H129ZM135 2V1H134ZM139 3H141L140 1H138ZM172 3L173 2V0H159L158 2L156 1V5H157V7H156V9H158L159 7H158V5L159 4H161V5H163V6H168V4L169 3ZM181 2V1H180ZM11 3H14L13 1L11 2ZM104 3V2H103ZM132 3H133V1H132ZM142 3H144V2H142ZM141 3V4H142ZM101 4V3H100ZM129 4H131V3H129ZM145 4V5H146ZM153 4V5H152ZM180 4H182V3H180ZM14 5H15V3H14ZM14 5H13V7H14ZM70 5V4H69ZM92 5V4H91ZM133 5V4H132ZM135 5H138V4H135ZM134 5V6H135ZM140 5V4H139ZM138 5V6H139ZM149 5V4H148ZM151 5L154 7V3H151L150 4V6L149 7H151ZM173 5V4H172ZM172 5H170V6H172ZM16 6V5H15ZM37 6V5H36ZM99 7H100V5H98ZM163 6H162V8H163ZM12 7V6H11ZM10 7V8H11ZM92 7V6H91ZM102 7H105V6H102ZM142 7V6H141ZM149 7H147L146 6V8H145V10L147 9V8H149ZM173 7V6H172ZM171 7V9L169 10L170 12H171V10H173V8ZM181 7V6H180ZM66 8V7H65ZM70 8H72V7H70ZM127 8V7H126ZM129 8V7H128ZM135 8V7H134ZM143 8V7H142ZM168 8V7H167ZM167 8H164V9H160V10H165V9H167ZM179 8V7H178ZM177 7H176V10L178 9ZM264 8V7H263ZM131 9H132V7H131ZM139 9V8H138ZM137 8H136V10H138ZM141 9V8H140ZM139 9V10H140ZM155 9V8H154ZM179 9H181V8H179ZM75 10V9H74ZM73 10V11H74ZM143 10V9H142ZM149 10V9H148ZM153 10V9H152ZM152 10H149V11H152ZM34 11H36V10H34ZM64 11H65V9H64ZM158 11V10H157ZM165 11H167V10H165ZM173 11H175V9L173 10ZM181 11V10H180ZM200 11V10H199ZM67 12V11H66ZM70 12V11H69ZM169 12V13H170ZM176 12V11H175ZM177 12H179V11H177ZM176 12V13H177ZM202 12V11H201ZM31 14H32V12H30ZM35 13V12H34ZM90 13V12H89ZM127 13V12H126ZM156 13V12H155ZM158 13H159V11H158ZM158 13H156V14H158ZM169 13H167L169 16L173 13L174 14V12H172L171 14H169ZM175 13V14H176ZM203 13L205 14V11L203 10ZM240 13V12H239ZM238 13V14H239ZM263 13H264V11H263ZM7 14H8V12H7ZM31 14H29V16L31 15ZM38 14V13H37ZM67 14V13H66ZM65 14V15H66ZM74 14V13H73ZM72 14V15H73ZM77 14H80V13H77ZM174 14V17H171V18H174V20L175 19H177L178 20V18L176 17L175 18V15ZM179 14V13H178ZM238 14H236V15H238ZM28 15V14H27ZM39 15V14H38ZM56 15V14H55ZM75 15V14H74ZM80 15H82V14H80ZM86 15V14H85ZM101 15V14H100ZM122 15V14H121ZM167 15V16H168ZM206 15V14H205ZM103 16V15H102ZM105 16V15H104ZM114 16V18H115V15H113ZM116 16H117V14H116ZM120 16V15H119ZM165 16V15H164ZM168 16V17H169ZM202 16V15H201ZM40 17V16H39ZM62 17V16H61ZM66 17V16H65ZM71 17H73V16H71ZM76 17H77V15H76ZM78 17H79V15H78ZM86 17V16H85ZM125 17H126V20L124 21L125 23H127L128 24V22L130 23V18H132V16L130 17V16H124V19H125ZM130 17V18H129ZM195 17H197V16H195ZM51 18H53V16L51 17ZM60 18V17H59ZM67 18H70V16L69 17H67ZM83 18H84V15H83ZM128 18V19H127ZM134 18V17H133ZM161 18V17H160ZM164 18V17H163ZM163 18H162V20H163ZM171 18H170V21H171ZM197 18H200V16L199 17H197ZM207 18V17H206ZM42 19V18H41ZM79 19V18H78ZM119 19V18H118ZM120 19H123V18H121V16H120ZM8 20V19H7ZM6 20V21H7ZM70 19H67V21H66V24L68 23V21H69ZM77 20V19H76ZM83 20V19H82ZM86 20H88L87 18H86ZM93 20V19H92ZM100 20H102V19H100ZM111 20H112V17H111ZM129 20V21H128ZM173 20V21H174ZM206 20V19H205ZM121 21H123V20H119V22H121ZM126 21H128V22H126ZM133 21H134V19L132 20V22L131 23H133ZM164 21V20H163ZM168 22H169V18H168V20H167ZM92 22V21H91ZM93 22H95V21H93ZM98 22H100V21H98ZM97 22V23H98ZM118 22V23H119ZM172 22V21H171ZM205 22V21H204ZM13 22H11V24H12ZM38 23V22H37ZM79 23H80V20H79ZM79 23H78V25H79ZM97 23H92V24H97ZM110 23V22H109ZM115 23H117V22H115ZM130 23V24H131ZM166 23V22H165ZM8 23H6V25H7ZM20 24V23H19ZM18 24V25H19ZM59 24V23H58ZM63 24V23H62ZM61 24V25H62ZM82 24V23H81ZM99 24H101V22L99 23ZM114 24V23H113ZM129 24V25H130ZM158 24V23H157ZM178 24V23H177ZM176 24V25H177ZM201 24V23H200ZM204 24V23H203ZM217 24V23H216ZM215 24V25H216ZM5 25V26H6ZM14 25H15V23H14ZM43 25V24H42ZM47 24L45 23V25L44 26H46ZM53 25V24H52ZM55 25V24H54ZM60 25V26H61ZM64 25V24H63ZM87 25H89V24H87ZM105 25V24H104ZM107 25H108V23H107ZM106 25V26H107ZM121 25H123V24H121ZM129 25L127 26V27H129ZM171 25V24H170ZM11 26H13V25H11ZM83 26V25H82ZM90 26H92V25H90ZM101 26H102V24H101ZM115 27L116 26H118L117 24L116 25H114ZM120 26V25H119ZM157 26H159V25H157ZM216 26H218L219 27V25H216ZM216 26H215V28H216ZM13 27H15V26H13ZM20 27H22V25L20 24ZM42 27V26H41ZM40 27V28H41ZM50 27H51V25H50ZM50 27H49V25H48V29H50ZM55 27V26H54ZM87 27V26H86ZM122 27V26H121ZM126 27V28H127ZM150 27V26H149ZM155 27V26H154ZM154 27H153V29H154ZM173 27H175V26H173ZM172 27V25H171V29L173 28ZM231 27V26H230ZM229 27V28H230ZM57 28H59V27H57ZM114 28V27H113ZM113 28H111V30L113 29ZM117 28V27H116ZM116 28L114 29V30H116ZM118 28H120V27H118ZM118 28H117V31H118ZM124 29H126L125 27H123ZM122 28V29H123ZM151 28H152V26H151ZM155 28H157V27H155ZM169 28H170V26H169ZM189 28V27H188ZM191 28V27H190ZM189 28V29H190ZM215 28H213V29H215ZM3 29V28H2ZM4 29H8L7 27L6 28H4ZM3 29V30H4ZM12 29V28H11ZM45 29V28H44ZM47 29V30H48ZM55 29H56V27H55ZM54 29V30H55ZM84 29H85V27L83 28V29H81L82 30V32L84 31ZM108 29V28H107ZM122 29H120V31H118V32H120V34H121V30ZM123 29V30H124ZM129 30L131 29V28H128ZM212 29V28H211ZM211 29H209V30H211ZM217 29V28H216ZM231 29V28H230ZM1 30V29H0ZM10 30V29H9ZM34 30V29H33ZM42 30H43V28H42ZM51 30V29H50ZM50 30H49V33L48 34H50ZM58 30V29H57ZM114 30H112V31H114ZM122 30V31H123ZM127 30V29H126ZM128 30V31H129ZM156 30V29H155ZM170 30V29H169ZM178 30V29H177ZM184 30H188L187 28L186 29H184ZM6 31H8V30H6ZM11 31V30H10ZM9 31V32H10ZM28 31V30H27ZM27 31H26V33H27ZM43 31H45V30H43ZM42 31V32H43ZM52 31V30H51ZM70 31V30H69ZM95 31V30H94ZM125 31V30H124ZM133 31V30H132ZM131 31V32H132ZM151 31V30H150ZM197 31H199L200 32V30H197ZM196 31V32H197ZM208 31V30H207ZM214 31V30H213ZM73 31H71L70 33H71V35H73L74 34V32L72 33ZM80 32V30L78 31V33ZM91 33L93 32V31H90ZM111 32V31H110ZM117 32V33H118ZM127 32V31H126ZM131 32H128V33H131ZM145 32H147L146 30H145ZM157 32V31H156ZM182 32H185V31H183L182 30ZM186 32H188V31H186ZM210 32H212V31H210ZM2 33V32H1ZM8 33V32H7ZM15 33V32H14ZM62 33V32H61ZM67 33V32H66ZM66 33H65V35H66ZM117 33L115 32L113 35H115V36H118V37H120V35H117ZM125 33V32H124ZM153 33V32H152ZM161 33H163V32H161ZM160 33V34H161ZM189 33V32H188ZM188 33H187V35H188ZM198 33V32H197ZM207 33V32H206ZM209 33V32H208ZM235 33V32H234ZM233 33V34H234ZM237 33V32H236ZM24 35H26L25 33H23ZM22 34V35H23ZM63 34H64V32H63ZM76 35H79V34H77V32L75 33ZM74 34V35H75ZM90 34V33H89ZM89 34H87V35H89ZM149 34V33H148ZM154 34H156V33H154ZM158 34V33H157ZM164 34V33H163ZM170 34V33H169ZM182 34V33H181ZM239 33H237V35H238ZM5 35V34H4ZM7 35V34H6ZM11 35V34H10ZM15 35V34H14ZM14 35H12V37H15ZM21 35V36H22ZM41 35V34H40ZM51 35V34H50ZM60 35H62V34H60ZM70 35V36H71ZM94 35H96V34H94ZM98 35V34H97ZM123 36H122V38L121 39H123L124 38V34H122ZM125 35H126V33H125ZM134 35H136L135 33H134ZM133 35V36H134ZM165 35V34H164ZM173 35V34H172ZM204 35V34H203ZM207 35V34H206ZM213 35V34H212ZM211 35V36H212ZM235 35V34H234ZM259 35V34H258ZM37 36V35H36ZM45 36V35H44ZM59 36V35H58ZM64 36V35H63ZM79 36H81V35H79ZM111 35L109 34V31L108 30H103V31H101V32H99V35H98V43L96 44L95 42H96V36H93L94 38H95V44H94V46H92L93 44H91V46L89 47L90 49V53H91V56L93 57V59H95V61H99L100 62V67H96L97 66V62L96 63H93V64H96V65H94L93 67H95V68H99L98 70L96 69L95 71H92V72H96V71H98L99 72V74H97V75H99L98 77H99V79H97V76H96V79L97 80H93L94 79V77H93V79H88L87 81H88V83L86 84V85H84L85 87H84V89L86 90V92L85 93H89L90 95V104H89V106L87 105V107L83 110V112L82 113H84V115H86V116H88V118L89 119H92V120H94V119H98L99 120V116H101V112L99 111V108H98V105H97V103H98V100L100 99V98H103V99H106V100H109V102L110 101H112V104L114 105V109H113V113L111 114L110 113V118H108L107 119V116H106V119H107V122H106V125H104L103 127H98L97 126V132L98 133H103L104 134V132H106V131H108V130H110V128H119V127H121V126H123L122 124L123 123H126V122H129L130 124H132V125H134V126H136V128L134 129L133 127V131H135V137H134V139H133V141H131L129 144H128V146L126 147V146H123V147H126V149H124L125 150V153H126V156H124V157H128V160L130 161V162H132V163H135L136 165H137V169L133 172V174H132V176H131V185L130 186H132V189H133V192H134V195L135 196H137V198L139 199V201L138 200H135L136 202H137V205H138V203H139V207H140V209L142 210V212H141V215H140V217H142V218H145V217H148V216H151L150 215V212L152 211V212H154L155 210H158V211H160V214L161 215H158L159 217L161 216L163 219H159V217H158V219L160 220V223L162 222V223H164L162 220H164V219H166V221L168 220L169 222H171V224H172V226L171 227H169V228H167L168 226H166V228H165V230L163 229V228H161V229H163L164 231H163V233L165 234V237L167 238V239H169V241H170V248H167V247H165V251L167 252H169L170 250L171 251H173L174 250V253H176L177 255L179 254V252L181 253V251L180 250H182L184 247H185V245L187 244H189V246L191 245L192 247H193V249L194 250H192V252H194V251H199V252H201V251H206L205 250V247H207L208 245H214V243H215V240H216V237L217 236H219L218 235V233H219V229H217V226L215 227L214 225H213V223L212 222H210L209 221V216L211 217V216H213L214 218H216V216L217 217H219L220 219H224V221L226 222L227 221V219H226V215H225V213H226V211L223 209V208H225L226 207V204L228 203V201L231 199V197H233V198H239L240 196H242L243 194H244V192H245V186H244V184L241 182V180H240V178H238V177H236V175L234 174V171H233V163H234V159H235V156H236V150H235V148H234V146L233 145H229L226 141H225V139L223 138V137H221L220 135H216V133L218 132V131H216V133H215V131L212 133L210 130H209V128L205 125V124H202V122H200V120H199V118H200V115H201V113L202 112H206V111H199L200 110V107H199V110H197V104H199V103H197V99H195V100H193V101H191V102H181V100H177L176 98H178V97H174V94L176 93V92H174L175 90H177V91H179L180 89H177L178 87L177 86H174L173 85V88H171V90H169V92L165 89V91H167L166 93L167 94H164V90H163V88H164V86H166L167 85V83L169 84V83H172L173 84V82H172V77L173 76H175V75H173V74H177V73H171V74H169V72H167L166 71V69H167V67H166V69H164V70H158V71H155L154 70V72H152L153 74H154V79L152 78V77H150L151 76V74L149 75V77L151 78V79H153V81H154V83H155V88L154 89H152V90H150L152 93L148 96V97H145V96H142V95H140V94H142L141 93V91L140 90H142V89H140L141 87H137V89H135L134 90V92H135V96H140V101H139V105L137 106L138 107V109H137V111H135L134 113H131V112H129L130 110V108L128 109V107H130L129 106V103L127 102L128 100H127V98H130L129 96L127 97V95L125 96L124 94H122L123 95V97L122 98H119L115 93H114V91H113V88H112V85H113V81L111 80V77H110V74H109V72H108V64H109V61H107L106 60V58L104 59L102 56H101V54H100V49H101V43L102 42H108L109 43V40H108V38L110 37ZM127 36H128V34H127ZM151 36H153L154 37V35H151ZM171 36V35H170ZM176 35H174V37H175ZM182 36V35H181ZM8 37V36H7ZM12 37H10V38H12ZM39 37V36H38ZM43 37V36H42ZM47 37H49V36H47ZM51 37H53V36H50V39H51ZM67 36H65V38H66ZM82 37V36H81ZM92 37V38H93ZM126 37V36H125ZM128 37H130V36H128ZM147 37H150V35L149 36H146L145 38L147 39ZM152 37V38H153ZM162 37V36H161ZM160 36H158V38H161ZM166 37V36H165ZM165 37H162V38H165ZM178 37V36H177ZM180 37V36H179ZM204 37V36H203ZM206 37V36H205ZM243 37V36H242ZM23 38V37H22ZM25 38H27V37H25ZM29 38H30V35H29ZM41 38V37H40ZM37 38V40L38 41H40V40H43V39H45L44 37H43V39L41 38ZM59 38V37H58ZM70 38V37H69ZM93 38V39H94ZM112 38H113V41H114V36H112L111 37V40H112ZM131 38V37H130ZM145 38H143V39H145ZM156 39H157V37H155ZM161 38V39H162ZM186 38H187V40L188 39H190V43H191V40H193V37H192V39L191 38H188L187 36H186ZM197 38V37H196ZM201 38V37H200ZM233 38H235V37H233ZM244 38V37H243ZM258 38V37H257ZM262 38V37H261ZM261 38L259 39V41L261 40ZM55 39H57V37H55ZM74 39V38H73ZM75 39H77L78 41L79 40H81V39H78V38H75ZM87 39H88V37H87ZM110 39V38H109ZM115 39H118V38H115ZM135 39V38H134ZM142 39V40H143ZM146 39H145V41H146ZM149 39V38H148ZM154 39V38H153ZM171 39H173V37L171 38ZM170 39V40H171ZM175 40L177 39V38H174ZM202 40H203V38H201ZM211 39V38H210ZM214 39V38H213ZM212 39V40H213ZM242 39V38H241ZM245 39V38H244ZM243 39V40H244ZM1 40V39H0ZM4 40V39H3ZM5 40H7V38H5ZM64 40V39H63ZM83 40H84V38H83ZM82 40V41H83ZM86 40V39H85ZM84 40V41H85ZM88 40H90V39H88ZM108 40V41H107ZM126 40H128V41H130L128 38L126 39ZM136 40V42H137V38L135 39ZM142 40H141V42H142ZM150 40V39H149ZM149 40H147V41H149ZM202 40L200 41L201 42V44L203 43L202 42ZM217 39H215V43L217 42L216 41ZM8 41V40H7ZM11 41V40H10ZM23 41V40H22ZM33 41V40H32ZM47 41V40H46ZM54 41V40H53ZM57 41H58V39H57ZM65 41V40H64ZM81 41V42H82ZM83 41V44H86L87 45V41H85L84 42ZM92 41V40H91ZM116 41V40H115ZM114 41V42H115ZM119 41H121L120 39H119ZM124 41H125V38H124ZM144 40H143V43L145 42ZM146 41V42H147ZM152 41H155V40H152ZM151 41V43H153ZM159 41V40H158ZM163 41V40H162ZM179 41V40H178ZM183 41V40H182ZM194 41H196L195 40V37H194ZM194 41L192 42V43H194ZM239 41H242V40H239ZM262 41V40H261ZM0 42H3V41H0ZM9 42V41H8ZM23 42H25V41H23ZM61 42V41H60ZM59 42V43H60ZM122 42V41H121ZM138 42H139V40H138ZM141 42H139L140 44L139 45H141ZM145 42V43H146ZM160 42H161V40H160ZM184 42V41H183ZM183 42H179V43H181L180 44V46L182 45V44H184V46H186L185 45V43H183ZM197 42H198V39H197ZM199 42V43H200ZM243 42V41H242ZM241 42V43H242ZM5 43V42H4ZM34 43V42H33ZM54 43H56V44H58V42H56V40H55V42ZM62 43V42H61ZM106 43H104V45H106ZM117 43V42H116ZM119 43V42H118ZM117 43V44H118ZM123 43V42H122ZM142 43V44H143ZM161 43H163V42H161ZM160 43V44H161ZM175 45H176V43H177V40H176V43H175V41L173 42ZM173 43H172V45H173ZM191 43V44H192ZM262 43V42H261ZM264 43V42H263ZM2 44V43H1ZM46 44H47V42H46ZM46 44H44V45H46ZM64 44V43H63ZM70 44V43H69ZM71 44H73V43H71ZM75 44V43H74ZM78 44H80L81 45V43H78ZM78 44H75V45H78ZM110 44H111V42H110ZM110 44H109V46H110ZM115 44V43H114ZM114 44H112L113 46H115ZM125 44V43H124ZM123 44V45H124ZM159 44V45H160ZM164 44V43H163ZM167 44H168V42H167ZM166 43L164 44V45H167ZM10 45H12V43L11 44H9V47H7V48H10ZM21 45V44H20ZM42 45H43V43L41 44V46L39 45L38 47H41L40 49H42L43 47H42ZM43 45V46H44ZM55 45V44H54ZM54 45H52V47L50 48L49 46V50L48 51H46L45 52V54H44V60L49 64V68L51 69V71H53L54 72V81L52 80V78L50 77V80H42V79H40V80H36V78H35V80L33 79H31L32 77H31V72H30V69H29V67H31L33 64H31V66H29V65H27L28 64V62H30V59H32L33 58V56L35 55H37V52H35V53H33V54H30V56L32 57V58H30V59H28L29 61H27L26 59H25V61H27L26 62V65H24V66H22V74H25L26 76H30V79H27L28 80V82L26 83V85L25 86H20V89L18 88H16V85L17 84H15L17 81L16 80H18L17 79V74L16 73H19V72H16V66H15V60L17 59L18 60V58H20L22 55H24V54H22L21 56H19V53H15V54H12V53H8L7 55H6V60H5V62H3V63H5V67H6V72H5V74H7V80H8V83L7 82H5L4 80H0V165L1 164H4V165H1L0 167H6V166H8V167H6V168H9V167H14L15 168V174L13 175V174H9V180H8V183L5 185V186H1L0 187V217H2L4 220H2L4 223H8L9 224V226L11 225V226H13V227H17V226H19V225H27L29 228L30 227H33V228H36V227H39V226H42V227H44L45 228V232H48V227L49 226H52V225H56L57 227H58V230L60 231V233H61V235H63L64 237H66L67 239H69V240H71V241H74L77 245H78V247L80 248V249H82L83 250V259H84V263L85 264H105L104 263V261H107V260H109L110 262L109 263H111V264H133L134 262H133V260L130 258V257H128V255H127V253H126V251H123L122 249L121 250H115V246H117V245H124L125 243H132L131 241H133L134 239H136V238H139V239H143V240H145L144 238H146V237H144L143 238V233L142 232H144L142 229H140L141 228V226L140 227H138V229L137 228H135V229H133V227H132V229H129L128 227H126V226H121L122 228H121V230H120V232H119V234L117 235V237L116 238H114L113 240L110 238L109 239V242L111 241V243L109 244V242H106L105 241V244L107 243V244H109L108 245V248H106V250H103V251H105V253H103L102 251H101V255H100V258H99V256H98V258L97 259H95V258H93L94 256H92V251H94L95 249H94V247H101L100 245L102 244V242H101V240L102 239H100L99 238V235H98V233H99V228L97 227V226H92L90 223L88 224V226L87 227H80V228H77V227H73L72 225H71V223H69L68 222V219L69 218H72L73 217V215H72V213L70 212V209H71V205H70V203H73V201L72 200H70L71 198H63L64 196L62 195L63 193L61 192V191H63V189L62 188H65V189H67L65 192L67 193V194H73L74 192H75V187H74V183L75 182H77V181H73L72 180V178H71V169H70V171H69V169H68V167H67V165H63V166H61V167H59L58 169H56L55 171H53V173H52V175H51V177H52V179L54 180V186H56L57 187V189H56V192L53 194V195H50V194H45V192H46V190L44 191V193H43V191H41L40 192V190L38 189V187H36L34 184L35 183H33V182H35V181H33V177L35 176L34 174H37V173H42L43 174V172L44 171H41L40 170V165H41V160L44 158V157H48L49 155L51 156V151H53V146H55L57 143H58V140H59V138L60 137H64V136H67V134H68V131L67 130H65V128H64V122L66 123L67 121H68V119L65 121V115L62 113V111H61V109H59V107H57L58 106V101H56L57 100V98H58V94L60 93V91L62 92V90L64 89H62L61 90V88H60V90H59V93L57 94V98L55 97L56 96V94H55V88H58V87H55V85L56 84H58V85H61V86H63V87H65V89L68 87H70L71 85H73V83H74V78H75V73L73 72V69H67L66 68V65L68 66V65H70V63L69 64H67V56H57L54 52V48H53V46ZM74 45V46H75ZM80 45H78V47L80 46ZM89 45V44H88ZM112 45L110 46V47H112ZM133 45V44H132ZM131 45V46H132ZM170 45V44H169ZM168 45V46H169ZM171 45V46H172ZM199 44L198 43H196V47L198 46ZM203 45V44H202ZM216 45H217V43H216ZM8 46V45H7ZM31 46H33L32 44L29 46V47H31ZM47 46V45H46ZM58 46H60V44L58 45ZM58 46H57V48H58ZM82 46V45H81ZM80 46V47H81ZM83 46H85V45H83ZM157 46H158V44H156V49H157ZM183 46V45H182ZM183 46V47H184ZM221 46V45H220ZM1 47V46H0ZM4 46H2V48H3ZM28 47V46H27ZM26 47V48H27ZM28 47V48H29ZM37 47V48H38ZM76 47V46H75ZM86 47V46H85ZM103 47H105V46H103ZM123 47V46H122ZM122 47H121V49H122ZM125 47H127V45L125 44ZM145 47H146V44H145ZM148 47H150V45L148 46ZM159 47V46H158ZM164 47V46H163ZM174 47V46H173ZM196 47H194V48H191V46H190V48H188V50L190 49L191 51H193V49H195ZM217 47H218V45H217ZM6 48V47H5ZM6 48V49H7ZM22 48V51H23V46L21 47ZM25 48V49H26ZM36 48V49H37ZM56 48V47H55ZM56 48V49H57ZM61 48H62V46H61ZM106 48V50L108 49L107 47H105ZM115 48H116V46H115ZM153 48V47H152ZM155 48V47H154ZM153 48V50H154V52L158 55V53H159V50H157L156 51V49H154ZM216 48V47H215ZM219 48V47H218ZM221 48V47H220ZM4 49V48H3ZM3 49H1L0 51H3L4 52V50ZM39 49V48H38ZM63 49V48H62ZM86 49V48H85ZM109 49H111V48H109ZM109 49L107 50V51H109ZM113 49V48H112ZM124 49V48H123ZM183 49V48H182ZM181 49V50H182ZM199 48H196L195 50H198ZM258 49V48H257ZM27 50V49H26ZM28 50H30V49H28ZM27 50V51H28ZM58 50V49H57ZM56 50V51H57ZM60 50V49H59ZM65 50V49H64ZM67 50V49H66ZM78 50H79V48H78ZM103 50H104V48H103ZM106 50H104V51H106ZM115 50H119V49H115ZM166 51H168L167 49H165ZM178 50H180V49H178ZM195 50L193 51V53L195 52ZM214 50V49H213ZM216 50V49H215ZM219 50V49H218ZM11 51V50H10ZM54 51V52H53ZM62 51V50H61ZM74 51V50H73ZM75 51H76V49H75ZM74 51V52H75ZM123 51V50H122ZM145 51H149V50H144L143 52H141V54H143V53H147L148 55H150L148 52H145ZM152 51V50H151ZM198 51H200V49L198 50ZM202 51V50H201ZM201 51H200V53H201ZM223 51H225L224 49H223ZM246 51V50H245ZM17 52H18V50H17ZM66 52V51H65ZM86 52V51H85ZM160 52H161V50H160ZM211 52V51H210ZM215 52V51H214ZM222 52V51H221ZM5 53V52H4ZM80 53H82L81 51H80ZM80 53H77L78 55L80 54ZM109 53H111V51H109ZM109 53H107L108 55H106L107 56V59H108V56H109ZM118 54H119V52H117ZM116 53V54H117ZM121 53L122 52H120V55H121ZM127 53H129V51L127 52ZM163 53H164V50H163ZM181 53H183V52H181ZM185 53H187V52H185ZM188 53H190V52H188ZM187 53V54H188ZM197 53H199V52H197ZM1 54V53H0ZM71 54V53H70ZM76 54V53H75ZM84 56H87V55H90L89 53L86 55V53L84 54V52L82 53ZM115 53H114V55L115 56H118V55H116ZM122 54H124V53H122ZM130 54V53H129ZM140 54V53H139ZM138 54V55H139ZM152 54H154V53H152ZM166 54V53H165ZM172 54V53H171ZM186 54V55H187ZM196 54V52L193 54V55H195ZM230 54H232V53H230ZM28 55V54H27ZM111 55H113V54H111ZM137 55V54H136ZM160 55V54H159ZM159 55H158V57H159ZM169 55V54H168ZM174 55V54H173ZM176 55V54H175ZM182 55V54H181ZM184 55V54H183ZM182 55V56H183ZM185 55V56H186ZM223 55V54H222ZM123 56V55H122ZM152 56V55H151ZM160 56H163V54L162 55H160ZM184 56V57H185ZM197 56V55H196ZM26 57V55H24V57H23V59ZM71 57V56H70ZM77 57V56H76ZM75 57V58H76ZM78 57H80V56H78ZM78 57H77V59L75 60V62H77V60H79L78 59ZM105 57V56H104ZM123 57H125V56H123ZM130 57H132V54H131V56ZM135 57V56H134ZM137 57V56H136ZM146 57V56H145ZM153 58L155 57V55H153L152 56ZM176 57H179V55L178 56H176ZM187 57V56H186ZM200 57V56H199ZM246 57V56H245ZM3 58V57H2ZM109 58H111V57H109ZM125 58H127V57H125ZM161 58V57H160ZM163 58H166L165 56H163ZM162 58V59H163ZM208 58V57H207ZM248 58V57H247ZM42 59V58H41ZM73 59H74V57H73ZM72 59V60H73ZM82 59V58H81ZM112 59H113V57H112ZM144 59V58H143ZM149 59H151V58H149ZM148 59V60H149ZM161 59V60H162ZM167 59V58H166ZM165 59V60H166ZM176 59H179V58H176ZM176 59H173V61L175 60L176 61ZM183 59V58H182ZM189 59V58H188ZM191 59V58H190ZM3 60V59H2ZM16 60V61H17ZM35 60V59H34ZM34 60H32V62L34 61ZM43 60V59H42ZM71 59H70V61H72ZM91 60V59H90ZM117 60H118V58H117ZM115 58H114V61L113 62H115V61H117ZM122 60V59H121ZM121 60H119V62H121ZM147 60V59H146ZM147 60V61H148ZM158 60V59H157ZM171 60V59H170ZM197 60V59H196ZM199 60V59H198ZM197 60V61H198ZM235 60V59H234ZM244 62H246L247 61V59H242ZM37 61V60H36ZM69 61V62H70ZM82 61V60H81ZM84 61V60H83ZM146 61V62H147ZM154 61V60H153ZM152 61V62H153ZM159 61V60H158ZM157 61V62H158ZM18 62H20V61H18ZM87 62H89V61H87ZM124 62V61H123ZM151 62V61H150ZM156 62V63H157ZM159 62H161V61H159ZM158 62V63H159ZM162 62H163V60H162ZM191 62H192V60H191ZM1 63V62H0ZM21 63H22V61H21ZM35 63V62H34ZM37 63V62H36ZM35 63V64H36ZM47 63H46V65H47ZM122 63V62H121ZM133 62H131L130 60L128 61L127 59L125 60V62H124V69H122V70H124L123 72H119V73H122V75H120V82H121V85L122 84H124V85H128V84H130V82L134 79V78H136V79H134V80H136V81H138L137 80V77H139V78H141V77H144V76H146V74H147V69H146V67L143 65V66H138V65H140V64H136V67L134 66V64H135V61H134V64H132ZM155 63V62H154ZM155 63V64H156ZM196 63V62H195ZM30 64V63H29ZM71 64H73V63H71ZM86 64V63H85ZM85 64H84V66H85ZM92 64V65H93ZM111 64V63H110ZM112 64H114V63H112ZM143 64V63H142ZM148 64V63H147ZM179 64V63H178ZM178 64H177V66H178ZM187 64V63H186ZM201 64V63H200ZM1 65V64H0ZM3 65V64H2ZM21 65V64H20ZM41 65V64H40ZM118 65V64H117ZM146 65V64H145ZM160 65V64H159ZM170 65L171 66H173V68H174V65H172V63H170ZM170 65H168V66H170ZM191 65V64H190ZM197 65H199V63H196V66ZM84 66H82V68L84 67ZM112 66V65H111ZM161 66V65H160ZM187 66H189V64H187ZM193 66H194V63H193ZM192 66V70H194V67H196V66H194L193 67ZM199 66H201V65H199ZM203 66V65H202ZM17 67H18V65H17ZM41 67V66H40ZM39 67V68H40ZM123 67V66H122ZM179 67H181V66H179ZM185 67V66H184ZM204 68H206V66H203ZM202 67V68H203ZM2 68V66L0 67V69ZM39 68H36V69H39ZM72 68H74V67H72ZM116 68V67H115ZM147 68H148V65H147ZM157 68V67H156ZM172 67H169V70H172L171 69ZM204 68H203V70H204ZM224 68V67H223ZM159 69V68H158ZM249 69V68H248ZM19 70V69H18ZM151 70H153V69H151L150 68V71ZM173 70H176L175 68L173 69ZM195 70H197V67H196V69ZM206 70V69H205ZM217 70H218V68H217ZM222 70V69H221ZM36 71V70H35ZM34 71V72H35ZM40 71H43L42 69L40 70ZM50 71V70H49ZM49 71L47 72V73H49ZM117 71V70H116ZM120 71V70H119ZM181 71V70H180ZM180 71H179V73H180ZM199 71V70H198ZM208 71V70H207ZM216 70H214V72H215ZM230 71V70H229ZM244 71H245V69H244ZM252 71H254V70H252ZM252 71H249V72H252ZM82 72V71H81ZM89 72H90V70H89ZM88 71H87V73L89 74V75H91V72L89 73ZM177 72H178V69H177ZM181 72H183V71H181ZM195 72H197V71H195ZM206 72V71H205ZM220 72V71H219ZM218 72V73H219ZM222 72H223V70H222ZM35 73H37V72H35ZM38 73H39V71H38ZM47 73H45V71H44V73H43V75H45V74H47ZM78 73V72H77ZM79 73H80V70H79ZM78 73V74H79ZM83 73V72H82ZM82 73H81V75H82ZM118 73V72H117ZM150 73V72H149ZM213 73V72H212ZM228 73V72H227ZM245 73H247V72H245ZM244 73V74H245ZM16 74V75H15ZM94 73H92V75H93ZM233 73H230V76L232 75ZM249 74V76H250V73H247L246 75H248ZM254 74V73H253ZM19 75V74H18ZM37 75V74H36ZM53 75V74H52ZM80 74L78 75V76H80V77H82ZM86 75V74H85ZM95 75V74H94ZM148 75V74H147ZM173 75V76H172ZM190 74L188 73V76H189ZM216 75V74H215ZM226 75H228V74H226ZM225 75V76H226ZM238 75V77H239V75L240 74H237ZM245 75V76H246ZM5 76V75H4ZM47 77H49L48 75H46ZM50 76H51V74H50ZM86 76H88V75H86ZM209 76H210V73H209ZM208 76V77H209ZM220 76V75H219ZM218 76V77H219ZM244 76V77H245ZM19 77V76H18ZM42 77H44V76H42ZM91 77V76H90ZM148 77V78H149ZM190 77V76H189ZM207 77V76H206ZM45 78V77H44ZM43 78V79H44ZM83 79L82 80H84V77H82ZM138 78V79H139ZM147 78V77H146ZM147 78V79H148ZM149 78V79H150ZM192 78H194V76L192 77ZM202 78H204V77H201L200 79L202 80ZM210 78V77H209ZM214 78H215V76H214ZM229 78H233V76H231V77H228V80H230ZM247 78H249V77H247ZM56 79V80H55ZM143 79V78H142ZM200 79L198 80V83H199V85L200 84H202V86L203 85H205L204 83H207L208 81L206 80V82H203V81H205V80H202V82L200 81ZM218 79V78H217ZM216 79V80H217ZM221 79V78H220ZM235 79V78H234ZM237 79V78H236ZM245 79V78H244ZM6 80V81H7ZM195 80V79H194ZM215 80V79H214ZM214 80H212L213 82H214ZM233 80V79H232ZM258 80V79H257ZM16 81V82H15ZM22 81V80H21ZM20 81V79H19V83L21 82ZM23 81H26V79H24ZM188 81V80H187ZM187 81H181L182 83H183V87H186V86H188V85H186V83H187ZM192 80H190V82H191ZM196 81H197V79H196ZM222 81V80H221ZM238 81V80H237ZM242 81V80H241ZM248 81V80H247ZM139 82H141V81H139ZM139 82H136V83H139ZM18 83V82H17ZM25 83V82H24ZM136 83H134V85L136 84ZM143 83V82H142ZM151 83V82H150ZM175 83V82H174ZM193 82H191V85H193L192 84ZM198 83L196 84V86L198 85ZM209 83H210V81H209ZM76 84V83H75ZM146 84V83H145ZM144 84V85H145ZM171 84V85H172ZM240 84V83H239ZM118 85V84H117ZM142 86V84H139V86ZM144 85L142 86L143 88H144ZM148 85V84H147ZM146 85V86H147ZM170 85V84H169ZM74 86V85H73ZM75 86H77V88H78V92H79V95L81 94L80 93V91H79V86L78 85H75ZM116 86V85H115ZM149 86V85H148ZM201 86V85H200ZM210 86H211V84H210ZM237 86V85H236ZM19 87V86H18ZM168 87V86H167ZM180 87V86H179ZM194 87V86H193ZM192 87V88H193ZM199 87V86H198ZM207 87V86H206ZM72 87H70L69 89H71ZM119 88V87H118ZM120 88H121V86H120ZM119 88V89H120ZM124 88V87H123ZM128 88V87H127ZM149 88H151V86L149 87ZM153 88V87H152ZM200 88V87H199ZM202 88V87H201ZM209 88V87H208ZM213 88H214V86H213ZM216 88H218V87H215V89ZM226 88V87H225ZM237 87H235V89H236ZM64 89V90H65ZM75 89H76V87H75ZM107 89V90H106ZM118 89V90H119ZM122 89V88H121ZM133 89V88H132ZM189 89H191L190 87H189ZM215 89H213L212 91H214ZM237 89H239V88H237ZM105 90H106V92H105ZM146 90H148L147 88H146ZM188 90V88L186 89V91ZM197 90V89H196ZM202 90H204V89H202ZM219 90V89H218ZM220 90H223V89H221L220 88ZM81 91H83V88H82V90ZM88 91V92H87ZM119 91H121V90H119ZM119 91H117V93H120ZM123 92H124V90H122ZM129 92L131 91V90H128ZM143 91V90H142ZM149 91V92H150ZM186 91H184V92H186ZM190 91V90H189ZM216 91H217V89H216ZM232 92V90H230V88H229V92ZM180 92V91H179ZM183 92V91H182ZM183 92V93H184ZM191 92H195V91H191ZM209 92V91H208ZM211 92V91H210ZM207 93L206 95H208L209 96V94L211 95L212 94V92L211 93ZM222 92V91H221ZM221 92H219V93H221ZM188 93H190V92H188ZM193 93H190V94H193ZM217 93V92H216ZM219 93H218V96H219ZM55 94V95H54ZM66 94V93H65ZM125 94H126V92H125ZM128 94V93H127ZM143 94H144V92H143ZM179 94V93H178ZM186 94H187V92H186ZM185 93H184V96L186 95ZM196 94H198V93H196ZM202 94V93H201ZM203 94H205V93H203ZM34 95V96H33ZM35 95H38L39 96V99H35L36 97H35ZM119 95V94H118ZM217 95V94H216ZM226 94H224L223 96L220 94V97H224ZM78 96V95H77ZM76 96V97H77ZM83 96H84V94H83ZM120 96V95H119ZM134 96V97H135ZM179 96H180V94H179ZM191 96H193V95H191ZM203 96V95H202ZM217 96V97H218ZM262 96H263V94H262ZM261 96V97H262ZM34 98L33 100H32V98ZM56 98V100H55V98ZM59 97H61V96H59ZM64 97H66V99L68 98L67 96H65L64 95ZM196 97V95L194 96V98ZM250 97H252V95H249V98ZM258 97H260V96H258ZM261 97H260V99H261ZM61 98H63V97H61ZM71 98V102H72V97H70ZM87 98V97H86ZM191 98V97H190ZM207 98V97H206ZM206 98H203V99H205V101H206ZM210 98H211V96H210ZM215 98V97H214ZM214 98H213V100H214ZM244 99L246 98V97H243ZM65 99V100H66ZM80 99V98H79ZM134 99V98H133ZM135 99H136V97H135ZM135 99H134V101H135ZM139 99V98H138ZM137 99V100H138ZM189 99V98H188ZM216 99V98H215ZM218 99V98H217ZM221 99H223V98H221ZM220 99V100H221ZM257 99H259V98H256V100L255 101H257ZM35 100H38L37 102L35 101ZM62 100H64V98L63 99H60L59 98V101H62ZM81 100V99H80ZM137 100L135 101V102H137ZM212 100V99H211ZM211 100H209V103H211L210 101ZM212 100V103H211V105L213 104V102L215 101H213ZM224 100H225V98H224ZM230 100V99H229ZM229 100H227V101H225V103L226 102H228L229 103ZM252 99H250V101H251ZM69 101V100H68ZM130 101V100H129ZM223 101V100H222ZM244 101V100H243ZM261 101V100H260ZM259 101V102H260ZM66 102V101H65ZM75 102V101H74ZM133 103V105L134 104H136V103ZM208 102V101H207ZM206 102V106H208L209 107V105H208V103ZM62 103V102H61ZM63 103H64V101H63ZM81 103H83V102H81ZM80 103V104H81ZM89 103V102H88ZM99 103H101V101H99ZM220 103H221V101H220ZM245 103L247 104V101H245ZM244 103V104H245ZM251 103V102H250ZM263 103V102H262ZM65 104V103H64ZM67 104H68V102H67ZM79 104V105H80ZM128 104V105H127ZM252 104V103H251ZM250 104V105H251ZM255 104V103H254ZM70 105V104H69ZM68 105V106H69ZM76 105H78V104H76ZM176 105H180L181 107L179 108V110H177L176 111V109H174V106H176ZM202 105H203V103H202ZM229 105V104H228ZM67 106V105H66ZM71 106V105H70ZM81 106V105H80ZM108 106H110V104L108 105ZM128 106V107H127ZM132 106V105H131ZM134 106H136V105H134ZM205 106V107H206ZM224 106V105H223ZM222 106V107H223ZM252 106V105H251ZM251 106H249V108L251 107ZM77 107V106H76ZM179 107V106H178ZM63 108V107H62ZM67 108L68 107H66V111H67ZM70 108V107H69ZM73 108H75V107H73ZM175 108H177V107H175ZM202 108V107H201ZM224 108H226V105H225V107ZM252 108V107H251ZM250 108V109H251ZM64 109V108H63ZM71 109H72V107H71ZM106 109H108L109 110V108H107L106 107ZM204 109V108H203ZM222 109V108H221ZM220 109V111H222ZM242 109H243V107H242ZM241 109V110H242ZM245 109H246V107H245ZM101 110V109H100ZM110 110H112L111 108H110ZM110 110L107 112V113H109L110 112ZM132 110V109H131ZM205 110H207V108L205 109ZM214 110V109H213ZM216 111H217V109H215ZM244 110V109H243ZM252 110V109H251ZM251 110H250V112H251ZM69 111V110H68ZM220 111H218V113L220 112ZM240 111V110H239ZM249 111V109H248V107H247V112ZM254 111V110H253ZM143 112H147L148 113V115H147V117L149 118V124H148V130H143V129H141V128H139V127H142V126H140V125H138V120H139V118H142L141 117V115H142V113ZM201 112V113H200ZM207 112H209V111H207ZM224 112V111H223ZM235 112H236V110H235ZM246 112V111H245ZM246 112V113H247ZM70 113V112H69ZM80 113V112H79ZM78 113V114H79ZM106 113V114H107ZM210 113V112H209ZM209 113H205L207 116V118H208V120L206 119V121H208L209 122ZM213 113V112H212ZM230 113V112H229ZM232 113H233V111H232ZM231 113V114H232ZM237 113V112H236ZM246 113H244V115H246ZM255 113H256V111H255ZM254 113V114H255ZM66 114V113H65ZM68 114V113H67ZM81 114V113H80ZM103 114V113H102ZM161 114H163V116H165V121H164V118L162 119L163 121L160 123V121H159V123H157L156 121H155V119L159 116V115H161ZM214 114H215V112H214ZM253 113H251V115H252ZM83 115V114H82ZM146 115V114H145ZM202 115H204V113H202ZM201 115V116H202ZM212 115V114H211ZM218 115H220L221 116V112L218 114ZM226 115H227V113H226ZM225 115V116H226ZM240 115V114H239ZM248 115H249V112H248ZM67 116V115H66ZM70 116H71V114H70ZM85 116V117H86ZM214 116V115H213ZM224 116V117H225ZM72 117V116H71ZM75 117V116H74ZM79 117H80V115H79ZM146 117V116H145ZM161 117V116H160ZM203 117H205V116H203ZM228 117V116H227ZM226 117V118H227ZM241 117V116H240ZM82 118V117H81ZM80 118V119H81ZM88 118H86V119H88ZM144 118V117H143ZM213 118H218V116H215V117H213ZM220 118V117H219ZM218 118V119H219ZM230 118H231V116H230ZM244 118V117H243ZM242 118V119H243ZM252 118V117H251ZM80 119H79V121H80ZM84 119V118H83ZM82 119V120H83ZM105 119V118H104ZM146 119V118H145ZM205 119V118H204ZM211 119V118H210ZM75 120H77L76 118H75ZM91 120V121H92ZM173 120H175V122H176V124H173L172 123V121ZM212 121L213 120H215L216 122H218V121H220V119L217 121V119H211ZM235 120H237V118H235ZM241 120V119H240ZM252 120H253V118H252ZM255 120V119H254ZM253 120V121H254ZM258 121H259V119H257ZM91 121H90V123H91ZM94 121H96V120H94ZM139 121H141V120H139ZM205 121V120H204ZM205 121V123H207ZM242 121V120H241ZM261 121V120H260ZM259 121V122H260ZM69 122V121H68ZM67 122V123H68ZM70 122H72V121H70ZM74 122V121H73ZM78 122V121H77ZM81 122V121H80ZM80 122H78L79 124V126H80ZM97 122V121H96ZM144 122H145V120H144ZM154 122H156L157 124L155 125V123ZM238 122H240V121H238ZM262 122V121H261ZM260 122V123H261ZM83 123V122H82ZM129 123H126L127 125L129 124ZM214 124H215V122H213ZM213 123H210L211 125L213 124ZM255 123H257V121L255 122ZM259 123V124H260ZM89 124V123H88ZM99 124H100V122H99ZM126 124H124V125H126ZM213 124V125H214ZM223 124V123H222ZM232 124V123H231ZM252 124H254V122L252 123ZM258 124V123H257ZM262 124V123H261ZM71 125H72V123H71ZM77 125V126H78ZM87 124H85L84 126H86ZM121 125V126H120ZM144 126H145V124H143ZM158 125V126H157ZM208 125V124H207ZM217 125V124H216ZM215 125V126H216ZM249 125V124H248ZM256 124H254L253 126H255ZM77 126H76V128H77ZM82 126H83V124H82ZM82 126H80L81 127V129H83L82 128ZM100 126V125H99ZM101 126H102V124H101ZM139 126V127H138ZM147 126V125H146ZM253 126H250V128H255V127H253ZM72 127V126H71ZM213 127V126H212ZM222 127V126H221ZM224 128V127H223ZM223 128L222 129H220L219 131L221 132L222 130H223ZM230 128V127H229ZM236 128V127H235ZM248 128V127H247ZM72 129H75L74 127H72ZM232 129V128H231ZM230 129V130H231ZM246 128L244 127L243 128V131L245 130ZM76 131L78 130V128L77 129H75ZM227 130V129H226ZM248 130V132L249 133H252L249 129H247ZM72 131V130H71ZM75 131V132H76ZM224 131V130H223ZM74 132V133H75ZM225 132H227V131H224V134H225ZM238 132H240V131H238ZM86 133V132H85ZM97 133V134H98ZM110 133V132H109ZM108 133V134H109ZM84 134V133H83ZM93 134H95V133H93ZM133 134H134V132H133ZM154 134L156 135L157 134V136H158V138H160V141L158 140H156L155 138V141H154V144H155V142L157 141V142H159V143H161V145H158V147L160 146V148H159V150H157V147H156V149H151L152 150V153L151 154H148L147 152H146V148H147V145L149 144V143H151V140L153 139V137H154ZM245 134H246V132H245ZM92 135V134H91ZM99 135V134H98ZM105 135V134H104ZM104 135H101V136H103L104 137ZM112 135H113V133H112ZM153 135V136H152ZM243 135V134H242ZM242 135H240V136H242ZM87 136H89V134L87 135ZM100 136V135H99ZM105 136H107V135H105ZM150 136H152L151 138V140H150ZM224 136V135H223ZM72 137V136H71ZM115 137V136H114ZM235 137V136H234ZM233 137V138H234ZM92 138H93V136H92ZM91 138V139H92ZM112 138V137H111ZM110 137H109V139H111ZM237 138L239 139V137L237 136ZM241 138V137H240ZM79 140L80 139V137H77V135H75V137L73 138V141L75 142L76 140ZM96 139V134H95V138H94V140ZM97 139H98V137H97ZM103 139V138H102ZM107 139H108V137H107ZM106 139V140H107ZM131 139V140H132ZM77 140V141H78ZM82 140V139H81ZM85 140V139H84ZM94 140H92V141H94ZM104 140V139H103ZM233 140V139H232ZM76 141V142H77ZM99 141H100V139H99ZM109 143H111V145H113L114 143H116L115 142V140H114V142H113V140L111 141V140H107ZM234 141H237V140H233V142ZM239 141V140H238ZM240 141H242L241 139H240ZM245 141V140H244ZM64 142V141H63ZM62 142V143H63ZM67 142V141H66ZM75 142V143H76ZM95 142V141H94ZM101 142H102V140H101ZM156 142V143H157ZM243 142V141H242ZM248 142V141H247ZM61 143V144H62ZM68 143V142H67ZM67 143H65L64 142V144H66L67 145ZM113 143V144H112ZM237 143V142H236ZM245 143H246V141H245ZM92 144H94V143H92ZM91 144V145H92ZM104 144H105V142H104ZM107 144V143H106ZM127 144V143H126ZM153 144V143H152ZM151 144V145H152ZM260 144V143H259ZM258 144V145H259ZM69 145V144H68ZM67 145V146H68ZM100 145H102V144H100ZM181 145L183 146V148L181 149ZM257 145V146H258ZM62 146H63V144H62ZM74 146V145H73ZM77 146V145H76ZM75 146V148H77ZM81 146V145H80ZM97 146V145H96ZM103 146V148H104V145H102ZM106 146V145H105ZM113 146H117V145H113ZM119 146V145H118ZM117 146V147H118ZM156 146V145H155ZM243 146V145H242ZM242 146H241V148H242ZM244 146H247V145H244ZM257 146H253V147H257ZM59 147V146H58ZM69 147V146H68ZM84 147V146H83ZM93 147V146H92ZM116 147V148H117ZM149 147V146H148ZM249 147V146H248ZM247 147V148H248ZM252 147V146H251ZM64 148V147H63ZM80 148V147H79ZM78 148V149H79ZM120 148V147H119ZM244 148V147H243ZM60 149H61V146H60ZM98 149V148H97ZM149 149V148H148ZM254 149V148H253ZM55 150H56V148H55ZM75 150V149H74ZM80 150H81V148H80ZM92 150V149H91ZM95 150V149H94ZM94 150H93V153H94ZM100 150H102V149H100ZM105 150H106V148H105ZM153 150H155V151H153ZM157 150V151H156ZM198 150H200V151H202V153H203V155H201V156H203L202 157V159H200L199 157H197V155L199 154V153H201V152H199ZM62 151V150H61ZM102 151H104V150H102ZM254 151V153H256V151H257V148H256V151L255 150H253ZM252 151V152H253ZM74 152V151H73ZM72 152V153H73ZM199 152V153H198ZM251 152V153H252ZM63 153V152H62ZM71 153V154H72ZM98 153H99V151H98ZM150 153V152H149ZM250 153V154H251ZM70 154V155H71ZM77 154V153H76ZM73 155V154H72ZM71 155V156H72ZM94 155H96L95 153H94ZM246 155V154H245ZM253 155H255V154H253ZM69 156V155H68ZM74 156V155H73ZM93 156V155H92ZM199 156V155H198ZM200 156V157H201ZM247 156V155H246ZM260 156V155H259ZM63 157V156H62ZM96 157V156H95ZM100 157V156H99ZM105 157V156H104ZM109 157V156H108ZM55 158H57V157H55ZM69 158H73V157H69ZM68 158V159H69ZM83 158V157H82ZM87 158V157H86ZM86 158L84 159V160H86ZM199 158V159H198ZM49 159V158H48ZM67 159V158H66ZM90 159V158H89ZM88 159V164L90 163V160ZM92 159H96V158H92ZM91 159V160H92ZM122 159H124L125 160V158H122ZM258 159H259V157H258ZM260 159H262V158H260ZM60 160V159H59ZM73 160V159H72ZM81 161L83 160V159H80ZM127 160V161H128ZM249 160V159H248ZM44 161V160H43ZM61 161H62V158H61ZM80 161V162H81ZM99 161H101V160H99ZM99 161H95V162H93V167L90 169V167H89V169L91 170V173H90V178H88V179H84L85 180V183H86V185L89 187V189H90V191L88 192H86L87 194L88 193H90L91 194V198H92V201H93V208H95V209H97V208H101L102 206H103V208H107L108 206H111V207H114L115 206V209L117 208V209H119V206L117 205V201H116V199L112 196V193H117L116 192V190L115 191H112L111 192V190H110V187L109 188H107L106 186L104 187L103 185H104V183H106L107 182V180L109 179V176L106 174V173H108V171L106 172L105 171V169L104 168H106V169H109L111 166V164L110 165H107L108 167H103L102 168V170H101V167H102V163L100 164L101 165V167L99 168V166H98V163H99ZM102 161H105V160H103V158H102ZM108 161V160H107ZM240 161V160H239ZM263 161V160H262ZM45 162V161H44ZM48 162V161H47ZM59 162V161H58ZM65 162V161H64ZM145 162H148L149 164H151V165H155L154 167H151L150 165H146V166H144L143 168L146 170V167L147 166H149L148 168H149V170L148 171H150V172H145V171H143L142 169H141V164H143V163H145ZM29 163H31L32 164V166H33V168L31 167H29L30 169H28L27 168V166H28V164ZM71 163V162H70ZM108 163H109V161H108ZM252 163H254L253 162V160H252ZM44 164V163H43ZM86 163L84 162V165H85ZM92 164V161H91V163H90V165ZM105 163H103V165H104ZM126 164V163H125ZM129 163H127V165H128ZM158 164L160 165L159 166V168H156L157 169V171L155 172V173H152L151 172V170L150 169H153V168H155V167H158ZM237 164H240V163H237ZM248 164H249V162H248ZM247 164V162H246V165H248ZM260 164V163H259ZM27 165V166H26ZM114 165V164H113ZM134 165V164H133ZM132 165V166H133ZM244 166H246L245 164H243ZM250 165V164H249ZM255 165L256 164H253L252 166H250V167H253V168H255ZM262 165H264V164H262ZM45 166V165H44ZM48 166V165H47ZM86 166V165H85ZM124 166V165H123ZM2 167V169H4ZM73 167V166H72ZM87 166H86V169L88 168ZM118 167V166H117ZM129 167H131V166H129ZM128 167V168H129ZM70 168V167H69ZM113 168H116V167H114L113 166ZM128 168H126V170L128 171ZM1 169V168H0ZM82 169V168H81ZM112 169V168H111ZM132 168H130V170H131ZM243 170H245V168H242ZM241 169V170H242ZM250 169V168H249ZM248 169V170H249ZM5 170H7V169H5ZM78 170H79V168H78ZM77 170V171H78ZM1 171V170H0ZM89 171V170H88ZM105 171V172H104ZM113 171V170H112ZM111 170H109V172H112ZM124 172H125V170H123ZM2 172V171H1ZM6 172V171H5ZM244 172V171H243ZM247 172V171H246ZM249 172H253L252 171V168H251V171H249ZM7 173V172H6ZM73 173V172H72ZM128 173H130V172H128ZM239 173V172H238ZM1 174V173H0ZM85 174V173H84ZM84 174H82V175H84ZM125 174H127V173H125ZM124 174V175H125ZM131 174V173H130ZM245 174V173H244ZM73 175V174H72ZM129 175V174H128ZM243 174H241V176H242ZM112 176H114V175H112ZM126 176V175H125ZM124 176V177H125ZM45 177V176H44ZM43 177V178H44ZM73 178H74V176H72ZM75 177H76V175H75ZM87 177V176H86ZM243 177H244V175H243ZM38 178V177H37ZM36 178V179H37ZM40 178V177H39ZM41 178H42V175H41ZM40 178V179H41ZM46 178V177H45ZM47 178H48V176H47ZM110 178H112V177H110ZM75 179V178H74ZM78 179V178H77ZM114 179V178H113ZM117 179V178H116ZM220 179V182H218V183H216L218 180ZM259 179V178H258ZM3 180V179H2ZM6 180V179H5ZM79 180V179H78ZM83 180V181H84ZM119 180V179H118ZM128 180H130L129 178H128ZM142 180V181H141ZM146 181V188H144V187H142V188H144V189H142L140 186H139V182L140 183H142L143 181ZM38 181H39V179H38ZM111 181H113V180H111ZM115 181V180H114ZM126 182L125 183H127L128 181L127 180H125ZM6 182H7V180H6ZM42 181H40V183H41ZM116 182V181H115ZM43 183V182H42ZM1 185H2V183H0ZM39 184V183H38ZM79 184H81V183H79ZM107 184H108V182H107ZM115 184V183H114ZM41 185V184H40ZM44 185V184H43ZM48 186V185H47ZM86 186V187H87ZM251 185H249L248 187H250ZM53 187V186H52ZM104 187V188H103ZM116 187H118V186H116ZM122 187V186H121ZM121 187H119V188H121ZM44 187H42V189H43ZM82 188V187H81ZM251 188V187H250ZM41 189V190H42ZM46 189V188H45ZM50 189V188H49ZM62 189V190H61ZM83 189V188H82ZM89 189H86V190H89ZM114 189V188H113ZM123 189V188H122ZM122 189L120 190L121 192H122ZM124 189H125V187H124ZM51 190V189H50ZM81 190V189H80ZM85 190V189H84ZM85 190V191H86ZM247 190H249V189H247ZM262 190H264V185L262 186ZM49 191V190H48ZM126 191V190H125ZM252 191V190H251ZM51 192V191H50ZM85 193V192H84ZM85 193V194H86ZM118 193H119V191H118ZM124 193H126V192H124ZM41 194H43L44 195V199L45 200H47L48 202H49V205H50V207H49V209H48V211H47V213H46V215H45V217H43V218H37L35 215H34V213H32L31 211H30V209H29V207H28V203H29V201H32L33 199H36V198H39L40 196H42ZM77 194V193H76ZM84 194V195H85ZM83 194H81V197H85L86 198V196H84ZM65 196H66V194H65ZM76 196H78V194L77 195H75V197ZM180 197V199H178ZM42 198V199H43ZM129 198V197H128ZM136 198V199H137ZM131 200V199H130ZM243 200H244V198H243ZM72 201V202H71ZM82 201H84V199H82L81 200V202ZM47 202V203H48ZM120 202V201H119ZM129 203H132V202H129ZM134 203V202H133ZM215 204H218L219 206V208L215 205ZM231 204H233V203H231ZM73 205H75L74 203H73ZM81 206L83 205V204H80ZM116 205H117V207H116ZM121 205V204H120ZM71 206V207H70ZM85 206V203H84V205H83V207ZM123 206V204L121 205V207ZM124 206H126V205H124ZM136 206V205H135ZM216 206V207H215ZM228 206H229V204H228ZM235 206V205H234ZM139 207H137V208H134V209H137V210H139L138 208ZM214 207H215V211H214ZM230 207V206H229ZM233 207V206H232ZM232 207H230L231 209H232ZM123 208H126V207H123ZM177 208V210H175ZM223 209L224 211H222V210H220V212L218 211V209ZM227 208V207H226ZM230 208H227V212H228V210L230 209ZM111 209V208H110ZM132 209V208H131ZM216 209H217V211H216ZM236 209V208H235ZM234 209V210H235ZM80 210V209H79ZM81 210H83V208L81 209ZM80 210V211H81ZM87 210V209H86ZM107 210H108V208H107ZM106 210V211H107ZM233 210V211H234ZM239 210V209H238ZM157 211V212H158ZM222 211V212H221ZM69 212H70V214L72 215V217L70 216V214H69ZM88 212H89V210H88ZM110 212V211H109ZM108 212V213H109ZM130 212H131V210H130ZM151 212V213H152ZM156 212V211H155ZM154 212V213H155ZM156 212V213H157ZM225 212V213H224ZM69 214V216H67L66 214ZM104 213V212H103ZM102 213V214H103ZM159 213V212H158ZM133 214V213H132ZM213 214V215H212ZM233 214V213H232ZM239 214V213H238ZM82 215H84L83 214V212H82ZM106 215V214H105ZM125 215V214H124ZM129 215V214H128ZM209 215V216H208ZM228 215V214H227ZM230 215L231 214H229V218H230ZM208 216V217H207ZM69 217V218H68ZM75 217V216H74ZM212 217V219H214ZM84 218V217H83ZM94 218H96V217H94ZM94 218H92V219H94ZM76 219V218H75ZM133 219H135V218H133ZM149 219H151V218H149ZM156 219H157V215H156ZM212 219H210V220H212ZM236 219V218H235ZM71 221L73 220V219H70ZM79 220H80V218H79ZM81 220H82V216H81ZM147 220H148V218H147ZM155 220V219H154ZM76 221V220H75ZM83 221H85V220H83ZM149 221H151V223L153 222V220L151 219V220H149ZM148 221V222H149ZM155 221H157V220H155ZM77 222V221H76ZM79 222H81V221H79ZM93 222V221H92ZM139 222V221H138ZM138 222H136V223H138ZM147 222V223H148ZM84 223V222H83ZM109 223V222H108ZM124 223V222H123ZM146 223V222H145ZM146 223V224H147ZM157 223H159V222H157ZM214 223H216V222H214ZM222 223V222H221ZM226 223H228V222H226ZM72 224H73V222H72ZM84 224H86V223H84ZM83 224V225H84ZM1 225H3V224H0V226ZM131 225V224H130ZM217 225V224H216ZM8 226V227H9ZM75 226V225H74ZM85 226V225H84ZM155 227H157V225H155L154 226V228ZM6 228V227H5ZM144 228V227H143ZM140 230H142V231H140ZM111 231V230H110ZM3 231H2V229H0V254H1V256H2V258L4 259V257H8V256H11V255H17L18 253H20L22 250H28L27 252V254L25 255V262H32V263H38L39 261H40V259H41V257H43V258H45V259H47V262L45 263V264H60V262L58 261V259L56 258L55 259V257H52L51 255H53L52 254V252H51V254L49 253V249L48 250H46L45 248H43L42 246V248H43V250H38V249H34V248H32V246L31 245H33V247H35L34 246V242L35 241H31L30 239H29V241L27 240V239H24V238H20V239H17V236H18V233H16L17 234V236L14 234V232H9V233H2ZM26 233V232H25ZM28 233H30V232H28ZM159 233V232H158ZM114 234V233H113ZM32 235V234H31ZM110 237V236H109ZM162 237H164L163 235H162ZM28 238H31V237H28ZM33 238V237H32ZM155 238V237H154ZM154 238H151V239H154ZM38 239V238H37ZM164 239V238H163ZM108 240V239H107ZM38 241V240H37ZM129 241V242H128ZM135 241V240H134ZM136 241H138L137 239H136ZM166 241V240H165ZM231 241H233L231 244H229V245H224L222 248H219V247H217V246H215V248L213 249L214 251H213V253H212V255H210L211 253H207V255H210V256H208V257H205L206 259H205V264H221V261H222V258H221V256H222V252H224V251H228L229 253H230V259L232 260V259H237L238 257V254H240V250H241V245L238 243V242H236L237 240H236V238H231ZM32 242V243H31ZM39 242V241H38ZM242 242H244V241H242ZM47 243V242H46ZM49 243V242H48ZM135 244L137 243V242H134ZM145 243H146V241H145ZM44 244V243H43ZM50 244V243H49ZM133 244V243H132ZM131 244V245H132ZM47 245V244H46ZM148 245V248L149 249H151V254L150 255H152V251H154V256H155V254H157L160 250H161V248H162V246H161V244L160 243H157V242H155V241H150V243H148L147 244ZM124 246H126V245H124ZM166 246V245H165ZM167 246H168V243H167ZM48 247V246H47ZM98 247V248H99ZM131 247V246H130ZM188 247V246H187ZM102 248V247H101ZM190 248V247H189ZM60 249V248H59ZM94 249V250H93ZM136 250H137V247L135 248ZM169 249V250H168ZM185 249H186V247H185ZM188 249V248H187ZM190 249H192V248H190ZM52 250V249H51ZM102 250V249H101ZM144 250V249H143ZM26 252V251H25ZM55 252V251H54ZM53 252V253H54ZM129 252H131V251H129ZM128 252V253H129ZM167 252V253H168ZM24 252H22L21 253V255L23 254ZM146 253V252H145ZM144 253V254H145ZM150 253V252H149ZM172 253V252H171ZM174 253H172V254H170V255H173ZM206 253V252H205ZM61 254V253H60ZM94 254V253H93ZM99 254H100V252H99ZM138 254V253H137ZM163 254H166L165 252H163ZM186 254V253H185ZM136 255V254H135ZM140 255H141V253H140ZM143 255V254H142ZM147 255V254H146ZM145 255V256H146ZM160 255H162V254H160ZM179 255H183V253L182 254H179ZM177 256L178 258L180 257V256ZM202 256L203 255H205V254H201ZM4 256V257H3ZM55 256V255H54ZM144 256V257H145ZM157 256V255H156ZM184 256V255H183ZM19 257V256H18ZM22 257V256H21ZM140 257V256H139ZM143 257V256H142ZM151 257V256H150ZM175 258V259H178V258ZM192 256H190V258H191ZM1 258V257H0ZM12 258H13V256H12ZM14 258H16V257H14ZM138 258V257H137ZM155 258V257H154ZM161 258H163V257H161ZM161 258H160V260H161ZM165 258H166V256H165ZM203 259H204V257H202ZM22 260H23V258H21ZM140 259H141V257L139 258V259H137V261L139 260L140 261ZM142 259H144V258H142ZM146 259V258H145ZM148 259V258H147ZM156 259V258H155ZM167 259V261H168V259L169 258H166ZM172 259V258H171ZM181 259V258H180ZM19 260H20V258H19ZM42 260V259H41ZM44 260V259H43ZM59 260H60V258H59ZM151 259H149V261H150ZM6 261V260H5ZM61 261V263H62V259L60 260ZM144 261V260H143ZM142 260L140 261V262H138V264L140 263V264H142V262H143ZM146 261H148V260H146ZM154 261V260H153ZM158 261H159V259H158ZM157 261V264L159 263V264H162V261H161V263L160 262H158ZM166 261V262H167ZM174 261V260H173ZM11 262V261H10ZM151 262H152V260H151ZM169 262V261H168ZM198 262V261H197ZM7 263V262H6ZM41 263V262H40ZM39 263V264H40ZM108 262H107V264H109ZM144 263V262H143ZM155 263V262H154ZM170 263V262H169ZM43 264V263H42ZM145 264H148V263H146L145 262ZM149 264H150V262H149ZM172 264V263H171ZM187 264V263H186Z\"/></svg>",
    "mask_w": 264,
    "mask_h": 264
}]
</instances>
